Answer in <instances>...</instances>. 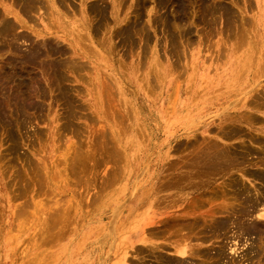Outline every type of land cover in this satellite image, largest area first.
<instances>
[{
  "label": "rangeland",
  "instance_id": "rangeland-1",
  "mask_svg": "<svg viewBox=\"0 0 264 264\" xmlns=\"http://www.w3.org/2000/svg\"><path fill=\"white\" fill-rule=\"evenodd\" d=\"M12 1L13 0H0V2L2 3V4H0V10L3 11L4 5L12 6L13 5L12 4ZM16 1L17 0H15V2L13 1V3L15 4ZM57 1L65 2V3H61V2H57ZM68 1L69 0H54L53 1L54 2V6H52L51 5V0H49V1L46 0V2H49L50 4L46 3L45 0H44L43 1L44 2V5H43V7L41 9H37L36 8V9L32 10V12H30L28 14H24V13L18 12V14L20 15L22 21L20 23H17V28H13L12 29V32H10V33H13V34L7 35V38H6V36H4V37H1L0 36V41L1 40H3V42L4 41H8L9 43L11 41H9L8 39H10V38L12 39L13 38V35L15 37H17V36H19L21 34L20 36L22 37V38L20 37L21 39H19V37H17L14 40L12 39L14 41V43L17 42V39L19 40L18 41V44L15 43V46L17 44L19 47L18 48H15V49H14V47L10 46V44H9V47H8V42H7L6 45H4L5 46L4 48H1V47H3V42L1 41V43H0L1 44L0 45L1 46L0 47V50L2 49L5 52V53L4 52H1L2 50L0 51V71L3 73V76H2V73L0 72L1 73L0 76H2L1 79H0V85L2 84V86L5 87V88H2V86H0V89H2L0 91L1 92H4V90H5V92H6V93L4 92L5 95L6 94L9 95L11 92L14 93L13 91H15V95L16 94L18 95L19 93H17L18 92L17 89L19 87L20 88H23V89H26L28 91H32V92L35 90V88L37 87V84L35 85L36 82H35V79L32 78V75L34 74V72H36L37 73L38 80L40 81L41 79H39V77H43V76H41V73H40V70H39L40 68L39 69L38 68L34 69V68L30 67V66L27 68L26 65L20 64V63H17V62L12 63L11 66H10V64H9L8 61H10L9 59H11V61H12V59L15 60V59L19 58V56H20L19 59H21V57L26 54L25 53V50H27L26 52H29L30 53L34 49V47H40L41 49H43L42 44L46 43L45 41H47V43H49V44L46 43L47 45H51L52 46V44H53L55 46L54 48L60 49V47L63 46L61 48V53L62 54H60V52H59L58 54L57 53L56 54H52V56H51V54L49 56H45L44 58L47 61H48V59H50L52 57L51 61L53 59L55 61L63 60V59H66V60L69 59L68 61H66V60H63L62 61L64 63H69L70 61L73 62L74 61V58H77V60L82 61V63L83 62H86L87 63V66H91L93 68L92 69L90 67V70H89L90 72H89L88 69L86 70L84 68V66L80 63L81 67L83 66L82 68H84V69L81 68L82 71L79 70L78 71L79 74H77L75 72V74H77V76H80V77H77L74 74V72L72 73V71H70L66 67L65 68L63 67V74L66 77V78L64 77V80H66L67 77H69L70 80L68 79L69 81L66 80V82H64V80H63L62 81L63 82L62 84L65 87L69 86V89L72 91V92L71 91L70 92L72 93V95H74V98L76 99V100L74 99L76 101V103H74L75 101L73 102L72 100H70V104L68 103V101H67V104H66L65 103V100L66 99L61 98L62 97L61 96V93L59 95L60 98H61V100H60L59 97H56L59 94L58 93L60 91L59 88L56 87V89L58 88V91L57 90H56L57 92L54 91V89H55L54 86L52 87L53 88L52 89L51 88L52 85L50 86L45 81V79L42 78V80L44 81V82H42V84L44 83V85L42 87L46 86V87H44V90L47 93H44V96L43 95L40 96V91L39 92H35L34 91L33 93L30 92L31 94H34L33 97H32L34 100L36 98L39 99V102L37 101L38 104L41 103L39 109H36L37 111H35V109H34L33 110V113L30 112V111H28L27 112L28 114L26 113L25 117H21V119H23L22 122L25 121V119H28V120H26L27 123L25 122V124L27 126H25V124L23 122L22 123V127L19 128V126L17 124L18 121L15 122V123H13L14 124L13 125V130H14V128H17V129H15V131L17 130L16 131L17 135L15 134V140L17 141L19 139L18 143L20 142V144H21V145H19L15 141L16 142V145L18 144L17 146L15 145L17 147V149H18V147H21L17 151L14 150L15 151V155L12 154L13 148H14V140L8 141L9 138L7 137L8 136L7 128L3 127V129H2L0 127V129H1L0 130V142L2 141L0 143V156L2 158L0 157V159L2 160V163H3V165L0 164V211H1L0 212V217H1L0 218V264H30V263L31 264H38V263L39 264H131L130 258L131 259H137L138 260L137 257L139 256L138 253L136 252L137 250H135L136 248H134V247L127 248L128 247V244H129V240H128V237L127 236L130 235V233H129V227L130 226L129 225H131V224H129L130 219H127L126 220V218H127L126 217V213L129 210L130 205L132 204V201H133V197H132L131 194H134L135 193V191H134L135 182H136V186H142L143 187L144 185H146V183H148L152 179V177H151V176H153L152 173L153 174L158 173L157 181L159 183L156 181V184H158V185L161 184L162 185V183H163L162 182L163 181L162 180L163 177H161V176H164L165 177L166 175H164V174H168L169 173L168 171H163L162 170L163 169L162 164L166 160L163 161L162 164H160L158 166V168H157V165L156 164L159 161H161L164 156H167L168 159H173L174 162L176 161V158L177 159H183V157L185 155H187L189 153V151H190V149H184L183 146H185L189 142H194V141L199 140V138H194L196 135H197L196 137H200V140L203 139V137L205 138V137L208 136L210 140L212 139V141H214V139H215V141H217L219 143L222 142L221 144H224L225 143V144L231 145L232 143L233 144L234 143H237V142L239 143L241 141L239 143L240 145H242L241 143L244 142L243 145H251V144H253V145L256 146V143H252L253 141L252 140H249V139H251L252 136L256 135V134H253V133H257V135H261L262 132L260 131V128H262V130H264V123L261 122L260 124L259 123H255L253 126H252L251 123H249V124H243L242 125V130H243L242 137L240 136V134H237V136L239 138L237 136H233L234 138H232V139L231 138L230 139H228V138H225L224 139V138H221V133H218V130L220 129V127H224V126L227 127L226 125L232 122L229 118H227L228 117L227 114H222L223 113L222 111H224L223 110L224 109V105H227L231 101L232 102L233 101H236L237 99H239V97L241 98V95L243 93L242 88H244V90H245V88L248 87L247 85H249L250 81L253 80V79H255V81H251V82H253V84H257L258 83L260 85L259 86V89H261L262 85H264V74H262L260 72V70H258V72H256L257 69H258V67L255 64L253 65V63H252L250 65L251 67L248 68V71H245L244 69H242L240 71V69L238 67H236L237 64H238V59L237 58H239L240 55L242 57V55L243 54H246V53L251 54V56H252L253 59H254V56L256 54V56H255V60L257 59L256 62L261 63V61L262 62L264 61V49H263L264 48V0H239V1H237V0L236 1L235 0H226V1L225 0H221L220 1L219 0V2H221V4L224 3V4L228 5V6H230L229 8L232 7V9H229L228 8L231 11V13H233V14H229V16H228L229 18L227 17L228 14L227 15L224 14L226 16H223L222 15V17H221V15L219 14V12L216 13L217 15L210 13V11L208 9V6L210 5L209 4L210 2H208V1H211L212 2V0H208V1H206V0H196V1L195 0H186L187 1L186 2L187 3V6H186V3H184L185 0H177V1L176 0H142L141 3L142 4L144 3L143 4L144 5V7H143L144 9L142 8L143 5H140V4L137 3V0H127V1L126 0H123V4L121 3L122 2L121 0H120L121 2H119V0H99L98 2L99 3L101 2L102 4H104V6H107V9H108V11L106 10V12H105L106 15L108 14V16H105L103 18H102L101 15L99 16L95 12H91L90 11L89 7L92 4L93 0H91V1L90 0H70L69 2ZM94 1H96V0H94ZM135 1H136L137 5H139V6H137V5L134 6V4H136ZM194 1H195V3H194ZM214 1H216V0H214ZM177 2H178V4H177ZM181 2L184 3L183 4L184 6L182 5ZM200 2H202V3H200ZM204 2H206L207 4L204 3ZM217 2H218V0H217ZM236 2L237 3L240 2L239 3L240 6ZM241 2H243V3H241ZM105 3H107V4H105ZM124 3L126 5V8L124 6H122V5H124ZM129 3H131V4H129ZM203 3L206 4L207 6L206 7H204L205 5L202 6ZM46 4H48V7H46ZM145 4H146V6H145ZM196 4H197L198 7L196 6ZM226 5H223V6L225 7ZM72 6H73V9H72ZM75 6L77 8H74ZM113 6H114V10H113ZM136 6L139 7V8H137ZM228 6H226V7H228ZM120 7H122V8H120ZM14 8L17 9L15 6H14ZM132 8L133 9L137 8V9H135V11L138 10L139 13L138 12L135 13V11ZM43 9H45V11H43ZM88 9H89V11H90L91 14L88 13ZM119 9H121V11ZM181 9H183L184 12ZM85 10H86V12H85ZM131 10H133V11H131ZM47 12H48V15H47ZM52 12H53L54 15L52 14ZM140 12H141V14H140ZM153 12H156V13H153ZM112 13L114 15H112ZM236 13H238L237 14L238 16L237 15L235 16ZM32 15H34V17ZM42 15H45V16L43 17ZM89 15H91V16H89ZM93 15L95 16L94 18L92 17ZM133 15L134 16H137L138 18L136 19V17H133ZM204 15H209V16L207 18ZM31 16H32V18H31ZM159 16H162V17H159ZM176 16H177V18H176ZM178 16H179V18H182L183 20H180L178 18ZM233 16L237 17L236 19H238V20H236L235 17H233ZM98 17H99L100 21H99ZM106 17L107 18L109 17V18L107 19ZM128 17H129V19H128ZM183 17H185V18H183ZM204 17L207 18V19L212 18L213 19L212 21H213V23L215 25H213V23L211 22V20H209V23H212V24H209L208 25L207 24L208 21L206 19L204 20ZM10 18L13 21H16L15 20V17L13 15H10ZM104 18H106V19H104ZM233 18L235 20H233ZM48 19H49V21H48ZM96 19H97L98 22L96 21ZM166 19H168V20H166ZM170 19H171V21H170ZM199 19H200V22H198ZM218 19H220V20H218ZM239 19L241 21H239ZM89 20H91V21H89ZM126 20H127L128 23L124 22ZM136 20H139L140 21L139 22L140 25H138V26H142V25H144L143 23L146 22V24H145V26H146L145 28L146 29H143L145 31V33H142V32L139 33L138 31L140 29L138 28L139 30L138 31L137 30L135 31L136 28H134V30L132 32V36L129 39H125L124 36H123V34L120 33L122 31V29H123V28H121V27H123L122 25L124 23H126V24L133 23L132 21L135 22ZM173 20H174V23L176 24V26L173 23ZM195 20H196V22H195ZM231 20H232V22L234 21L233 23H235V30L232 28L233 31L230 30V29H227L228 28L227 27L228 26V23H230L229 24L230 27L233 24V23H231ZM142 21H144V22H142ZM214 21L216 23L218 21V23H220V24L217 23L218 24L217 25ZM222 21L223 22L224 21H227V26H226V22L224 24ZM246 21H248L247 22L248 25H246L247 24V23H245ZM156 22H157L158 25L156 24ZM165 22H167V23H165ZM205 22H207V23H205ZM238 23H239V25H238ZM52 24L53 25H56V26H53ZM126 24H124V25H126ZM181 24L182 25L184 24L185 26L184 25L182 26ZM74 25L75 26L77 25V26L75 27ZM169 25H170V28L168 27ZM212 25H213V27H212ZM223 25H225L227 28L226 27L223 28ZM63 26L65 28H61ZM78 26H80V27H78ZM191 26H193V27H191ZM237 26H238V28H239V26H241V28H239V29H242L244 27L243 32L246 31V35L248 34L247 37H245V32H244V37H245L244 39L246 41L245 40L244 41H240L238 39L239 42H242L241 43V46L242 47L238 44L239 42L237 41V38L239 37V33L240 32H241L240 36L242 35V37H243V33H242L241 30L239 31V33L237 32V29H238ZM51 27H53V28H51ZM55 27H58V28H55ZM183 27H184V29L187 28L189 30H186V29L184 30V29H182ZM73 28H75V29H73ZM168 28L170 30H172L173 32H175L177 30H178V32H175L176 35L172 31H168L167 32V30H169ZM180 29H182V30H180ZM212 29H215V30H212ZM222 29H226L227 30L226 33L224 32V30L222 32ZM13 30H15V32H17L19 35H17V33H14ZM82 30H84V31H82ZM93 30H94V32L96 31V34L93 33V32H92L93 34L91 33V31H93ZM183 30H184V32H183ZM198 30L200 31V33L203 32L204 34L207 32L206 33V36H208V37L206 38V36H205L203 38V34L201 33L202 35H200V33L198 32ZM219 30H220V33H219ZM180 31H182V33H184V34L186 33L185 31H187V33H189L188 34L189 36H187V33H186L185 34L186 37H185V35L182 34ZM170 32H172V33H170ZM179 32L181 34H179ZM208 32L211 33L210 34V37L208 35L209 34ZM227 32H229L231 34H229ZM233 32L236 35L238 33V37H236V35H235V40H231L230 41V39H232V37L234 39V33ZM64 33L71 34L70 37H69V39L67 37L64 39L63 37L60 36L61 34H64ZM76 33L78 34V37H76ZM89 33H90L91 36L88 35ZM169 33L171 35H169ZM222 33H224V35ZM232 33H233V35H232ZM41 34H43V35H41ZM68 34H66L65 36H69ZM39 35H41V36H39ZM182 35L185 37V40L184 41L182 40V38L184 39V37H182ZM229 35L230 36L232 35L231 38L229 37ZM79 36L80 37L83 36V37L87 38L88 40H86V39L83 38V40H84V42H83V40H80L81 38H79ZM224 36H226L227 38L224 37ZM252 36H253V38H252ZM169 37H172L174 40L172 38L168 39ZM2 38H4V39H2ZM74 38H76V39H74ZM186 38L187 39L189 38L191 41L189 39L187 40ZM177 39H180L181 41L180 40H177ZM223 39H224V41H223ZM226 39H229V41H228V42H230L229 44L227 43V40ZM249 39H250V41H249ZM259 39H261V42H260ZM170 40H171V42H170ZM241 40H243V39H241ZM252 40L253 41L256 40V41L253 42ZM81 41L83 42L82 45H81ZM91 41L93 43H91ZM140 41H141V43L139 44ZM177 41H180V42H177ZM200 41H202V42H200ZM126 42L129 43L130 45L129 44H126ZM245 42H246V44H245ZM5 43L6 42H4V44ZM68 43H69V45H68ZM88 43L93 44V46L92 45H89ZM202 43H204V44H202ZM211 43L213 44V46L211 45ZM223 43H224V45L222 46ZM252 43H254L253 44L254 46L252 45ZM36 44H37V46H35ZM75 44H77V45H75ZM83 44L85 45L86 49L83 47L84 46ZM249 44H251V47H250ZM132 45L135 46V47H132ZM178 45L180 46V48H179ZM187 45H189V46H187ZM232 45L235 46V47H233ZM176 46H178V48ZM207 46L208 47H211V48H208ZM219 46H221V47H219ZM255 46H256V48H253L254 51H252L253 50L252 47H255ZM89 47H91V49L94 48L92 51L90 50L93 54L91 52L88 53V51L86 52L87 48H89ZM142 47H145V49H146V47L150 48V49L147 48V50H149V51H147V53H146L147 57H145V58L141 56L142 53L145 54L144 52H146V51L140 52V51H142ZM151 47H153V48H151ZM185 47H187V48L185 49ZM259 47H260L261 51H260ZM7 48H9L8 50H11V51L14 50L15 55L12 54L14 52L9 53L11 51H6ZM30 48H31V50H30ZM222 48L223 49L226 48L227 51L226 50H224V51H225V53H227V55H225L223 53L224 51H222L223 50ZM44 49H45V45H44ZM96 49H98V51ZM112 49H113V51H112ZM133 49H135V50L133 51ZM205 49H207V50H205ZM212 49H213V51H212ZM220 49H222V50L219 53L218 51ZM255 49H256V51H255ZM72 50H73V52H72ZM94 50L96 51L95 53H94ZM124 50H127L129 52V54H130L129 55L128 52L125 51L126 52V55L128 54L127 55V58L125 57L126 55L124 54L125 53ZM177 50H178V52H177ZM258 50H259V52H258ZM18 51L19 52L21 51V53H18ZM102 51H103V53H102ZM181 51H183V52L181 53ZM200 51H202V52H200ZM104 52L107 53V54H105ZM150 52H152V53H150ZM171 52H173V53L171 54ZM185 52H186V54H185ZM22 53H25V54H22ZM159 53L161 54L160 56H159ZM59 54H60V56H59ZM220 54L222 55V58H221V56H219ZM223 54L225 55V58L224 59H223ZM10 55H11V57L12 56L13 57L15 56V57L14 58H11V57H9ZM92 55H94V56H92ZM151 55H152V57H151ZM16 56H17V58H16ZM208 56H209V59H207ZM7 57H9V58L6 59ZM141 57L144 58V60L141 59ZM155 57H156V59H155ZM213 57H215V58L217 57V58H221V59L218 60L217 58L214 59ZM124 58L127 59V60L124 61ZM140 59L144 61L143 62L144 64L141 62ZM171 59H173V60H171ZM98 60H100V61H98ZM215 60H216V62H215ZM119 61L122 62V63H120ZM128 61L130 63H128ZM173 61H175L174 62L175 63L174 66L172 64ZM125 62H127L128 64L125 63ZM15 63H17V65H13ZM75 63H77V62H75ZM123 63H125V64H127V66L128 65L129 66L127 67ZM140 63L143 64V67H142V65ZM176 63H177V68H176ZM78 64H79V62H78ZM120 64H122V66H124V67H122ZM18 65H23V66H19L20 68L23 67V69H18ZM152 65H153V67H152ZM160 65H161V67H160ZM24 66L27 69L24 68ZM87 66H85V67H87ZM171 66H172V68H171ZM130 67H131V69H130ZM195 67H196V69H195ZM87 68H89V67H87ZM151 68L154 69V71H152V76H151V72H149V71L153 70ZM24 69H25V71H23ZM30 69L33 72L30 71L31 74L30 73L27 74V72H29ZM66 69H67V71H66ZM254 69H255V71H254ZM17 70L18 71L20 70V71L19 72H15ZM155 70H157V72ZM113 71H114V73H113ZM141 71H142V73H141ZM242 72L245 73V74H243ZM251 72H253V73H251ZM19 73H20V75L22 73H24L23 75H21L22 78L20 77ZM140 73L142 74L141 75L142 77L140 76V79L141 80L139 79V76H138ZM259 73H261V74H259ZM38 74L40 76H38ZM115 74H118V76H120V78L117 75H115ZM157 74L160 75V76H158ZM241 74H243V75H241ZM4 75H6V76H4ZM71 75H72V77H71ZM83 75L86 76V77L84 76V79L86 81L83 80V78L80 79L81 76H83ZM105 75L107 76L106 78H108L109 81H107V79H105ZM8 76H12V77L14 76V77L12 79V77H8ZM89 76H90V78H88ZM111 76L115 80L112 79ZM74 77H76V78L73 79ZM152 77H153V79L155 77V79L153 80ZM193 77H195V78H193ZM259 77L260 78H263V79L260 80ZM3 78H4V80H3ZM15 78H17V79L21 78V79L19 81V80L15 79ZM28 78H30L31 81L33 79L34 82H31L30 79H28ZM71 78H72L73 81L71 80ZM86 78L89 79L88 82H90V83H88V84L85 83L88 80ZM231 79H233V80L231 81ZM16 80L18 81V83H23V81H26V82H24L25 84L23 83V85L22 84L19 85L18 83H16L17 82ZM152 80H153V82H152ZM257 80H258V82H257ZM103 81H105L106 84H108V88H107L106 84H104L105 82L103 83ZM137 81H138V83H137ZM154 81H156V83ZM101 82L103 83L104 86H106V88H107L106 90L105 89H102L103 85H102ZM124 82H126V84ZM150 82L153 84L154 88H152V86L150 88V84H149ZM3 83H4V85H3ZM142 83H144V84H142ZM154 83H155V85H154ZM237 83H240V84H237ZM123 84H125L127 87L125 85H123ZM161 84H163V85L161 86ZM5 85L6 86L7 85H10V86H7L6 87ZM14 85H16L18 87H15ZM158 85H159V87H158ZM201 85H203V86H201ZM31 86L32 87L34 86V88L32 89ZM228 86H230V87H228ZM29 87H31L30 90L27 89ZM94 87H95V89H94ZM249 87H251V85ZM13 88H15V89L17 88V89L15 90ZM20 88L18 90H21ZM45 88H47V89H45ZM72 88L73 89L75 88V89L73 90ZM85 88H87L86 91H84ZM112 88H115V89H112ZM65 89L67 90L68 87L65 88ZM69 89L67 91H69ZM78 89H80V90L78 91ZM144 89L145 90L147 89V90L145 91ZM198 89L199 90L201 89V90L199 91ZM102 90L104 92L105 91L106 92L105 93H102L103 92ZM107 90H108V92H109V90H111V91L108 94H106L107 93ZM175 90H176V93H174ZM215 90H218V91H215ZM7 91H11V92L8 94ZM112 91H113V94H112ZM70 92H68L67 94L70 95L71 94ZM116 92L118 93L117 95H116ZM12 93L9 96L13 95ZM36 93L37 94L39 93L38 96H36L37 95ZM85 93H87V94H85ZM213 93H215V94H213ZM55 94H57V95H55ZM45 95H46L47 98H45ZM52 95H55V97H53ZM210 95H212V96H210ZM39 96L40 97H43L44 101ZM175 96H176V98H175ZM109 97H111V98H109ZM104 98L105 99L107 98V99L105 100ZM219 98H220V102H222V103H219L218 102V103L215 104V103L212 102L213 100H218ZM234 98L235 99L237 98V99L235 100ZM0 99H1V97H0ZM38 99H36V100H38ZM54 99H55V101H54ZM71 99H73V96H72ZM63 100H64V102H62ZM104 100L107 103L109 102L111 104V106H109L110 104L103 103V102H105ZM126 100L127 101L129 100L128 102L131 103L133 106L131 104H129ZM138 100H140V101H138ZM58 101H61V103L58 102ZM111 101H113V103L116 101L119 105L118 104H115V103H114L115 104L114 105L113 103H111ZM71 102H73L74 104H71ZM82 102H83L84 105H82ZM85 102H87V103H85ZM52 104H54V105H52ZM60 104H62V105H60ZM64 104L67 105V107L72 108L71 110H70V108H68V110L70 111L69 113H71V111L73 110V111H75V112H73V114L74 113H76V114L77 113H79V114L81 113V114L84 115V113H91L93 111L90 114V117H91V115L92 116L94 115L95 117L93 116V118L91 119L90 117H88L89 114L88 115L85 114L82 118H81V115L79 116V114H78V117L79 118L78 117L76 118V115L75 114H74L75 117H72V116H74L72 114L70 115L72 118L71 117H68L69 116L68 115V110H67V107L65 108V105ZM78 104H80V106ZM85 104H86V106H85ZM104 104L108 106V107H105V109L108 108L107 109L108 112H107V110H105L103 108L105 106ZM112 105H113V108H115V106L116 107L120 106V108H121V110L123 112H119V110L117 108L113 110L112 109ZM121 105H123V107L125 108V110L123 109V107H121ZM80 107H81V109H79ZM142 107H146V108H142ZM51 109H53V110L51 111ZM57 109L59 110V114H58V112H56ZM84 109H86V111ZM66 110H67V113L64 114V111H66ZM112 110L113 111L118 110L119 113L116 111V117L114 116L115 113L113 114V111ZM127 110H128V113H127ZM242 110H244V109H242ZM248 110L249 111H247V112H252L256 116L258 115V118H259V116H261L260 117V120L261 121L262 120L264 121V119H263L264 118V106L260 110H257V109L256 110H254V109H248ZM42 112H43V114H42ZM129 112H130V115L131 116L130 115L128 116ZM220 112H222V113L219 114ZM44 113H46V114H44ZM62 113L64 114V116L67 115L68 118H71L70 120L73 119V123L76 122L77 125L75 124L76 126L74 127L73 126V123L70 120L68 122L67 121L65 122V119H67V118L63 119L64 118L63 116H61L62 118H59L60 117L59 115L60 114L62 115ZM37 114H38V116L36 117ZM41 114H42V116H45V117L43 118L41 116ZM124 114L128 118H126V116ZM30 115H31V117H30ZM32 115H35V116H33L35 118L34 120L32 118ZM107 115H109V117H111V118L107 117ZM121 115L124 116L126 118V120H122L124 118ZM27 116H29V117L27 118ZM39 116H41V117H39ZM86 117H88V118L86 119ZM119 117H122V119H119ZM129 117L130 118L132 117V118L130 119ZM30 118H32V119H30ZM42 119H44V120H42ZM39 120H40V122H39ZM118 120H120L121 123H119ZM28 121L30 123H28ZM20 122L21 121H19V125L21 124ZM92 122H93V124H91ZM62 123H66L65 126ZM67 123H69L70 125L72 124V127H74V129H72L73 131L69 130V128H68L69 133H67L68 131L66 129V125H68ZM86 123L88 125H86ZM99 123H103L101 125H103L102 127H105L106 128L107 131L105 130V128H104V130L106 131L105 133L107 135L103 132L104 130L102 131L103 128H100L101 130L98 129L99 126L96 128V125H100ZM122 123H123V126L125 124V127H122ZM112 124H113V126H110ZM58 125H59V128L61 127V129H62V130L61 129L59 130L60 132L59 131L56 132L57 131L56 128L58 129ZM94 125H95V128H94ZM101 125H100V127H101ZM106 125L107 126H110V127L108 128V127H106ZM23 126L25 128H23ZM90 126H91V129L94 130V131H92L89 128ZM82 127L87 128V130H84L85 128H82ZM247 127H248V129H247ZM249 127H251V128H249ZM63 128H65V129L63 130ZM75 128H76V131H74ZM95 129H98V130L102 131L104 133V134L103 133L102 134L103 135H106L107 139L106 138L105 139H106V141L108 140V144H109V142H112V140H113V142H116V141H118L120 139V140H122V142L124 143L125 146L127 145L126 146L127 147V151L131 147V145H132V147H133V152L132 153L135 154L138 151L136 154L141 159V162L139 164L140 166L137 167L138 165H136V163L134 162V164H135L133 166L134 169H135L134 170L133 167H132V165H131V161H130V158H132L133 155H130L129 157H127V154H126L125 158H122L121 167L123 166V163H124L123 162V159H125V163L128 162V165L129 166H124L125 168H123V170H122L121 167H120V170H119V167H118V170L119 171H117L114 174L113 173L110 174L109 171H108V169H107V167H110V168H113L114 169V167H115V163H114L115 162V159L113 161V158H112L113 155H112L110 161L108 160L107 162L103 163V161H101V160L104 159V156L105 155H104V153L102 155L101 152L99 153L100 156H98V158H100V157H102V158L100 160H98V161L95 159V156L98 155V154H96L97 151H102L100 149V148H102L101 145H103V141L102 140H105L103 138L104 136H102V139L101 138H98V136H96L98 130L96 131ZM125 129H126V131H125ZM194 129H196V130H194ZM252 129H253V131L254 130L255 131L253 132ZM29 130H31V132ZM35 130H37V131L39 130L38 133ZM110 130L112 131V134H111V131ZM120 130H122V131H120ZM142 130H143V132H142ZM248 130L251 131V134H250V132ZM61 131H64V132H61ZM85 131H87V132L85 133ZM88 131H90V134L91 133L92 134L90 135ZM95 131H96V133H95ZM108 131L110 133H108ZM117 131L118 132L120 131V132L118 133ZM244 131L245 132H248V134L247 133H246L247 135L244 134ZM53 132H55V133H53ZM77 132L79 134L81 132L83 135H85L86 138L85 137L83 138V135L80 134V135H82V136H80ZM121 132H122V135L123 136L121 135ZM39 133L41 135H39ZM58 133L59 134L61 133L59 135V136H61V139H62L61 141L59 139L60 137L58 136ZM62 133L65 134V137L66 138H64V137L62 138ZM94 133H95V136L97 138L94 137ZM137 133L138 134L140 133L139 135H141V136H139ZM142 133H144V134L142 135ZM18 134H20V135H18ZM43 134H45V135H43ZM74 134H76V135L78 134L80 136V138H81L80 139L81 141H83V139H85V148H86L87 151L85 149L82 150V148H84V144H83L84 142L82 143L83 144L82 145L81 144V141L79 139H77L79 137L76 136V135H74ZM102 134H99V137ZM108 135H110L111 138L112 137H115L117 140L115 141V138H112L109 141L108 138L110 136L108 137ZM248 135H250V136H248ZM144 136H145V138H143ZM261 136L264 137V133ZM30 137L32 138L31 141H30ZM57 137H59V138H57ZM5 138L6 139L8 138L7 142H6ZM94 138L96 140H98V141L94 140ZM240 138H241V140H240ZM55 139H57V141H55ZM76 139H77V141L79 140L80 145H82V146H79L78 145L79 143H77L78 146H76V142H77ZM90 139H92L93 141L90 140ZM209 139H207V140H209ZM88 140L91 141V142H88ZM131 140H132V142L130 143ZM142 140L144 141L143 142L144 145L141 142ZM72 141H74L75 144ZM248 141H249V143H247ZM60 142H62V144L65 145V146H63L64 148L62 147V144H60ZM113 142L111 144L112 146L114 145ZM94 143H99V144H94ZM181 143H182V147H180V148H182V152L184 151L183 153L181 152V149H180V151L178 150L179 149V145L181 146ZM9 144H12V146L9 145ZM28 144H29V146H28ZM39 144H40V146H39ZM67 144L70 145L69 147H72V146L73 147L72 148H69V147H67ZM89 144H91L92 146L89 145ZM93 144L95 145V147H94ZM7 145H9L8 147L11 146L12 149L11 148H8ZM33 145L34 146L38 145L39 146L38 147L39 148V151H36V149H38V148H35ZM41 145H43V146H41ZM111 145H109V146H111ZM59 146L61 147L60 149H59ZM74 146H76V148H74ZM98 146H99V149L100 150L98 149ZM174 146L177 147L178 149L177 148H174ZM79 147H81V148H79ZM6 148H7V151L5 150ZM41 148H42V151H41ZM92 148L94 149V151L92 150ZM95 148H97L98 150L95 149ZM141 148H143V149H141ZM1 149H3L2 150L3 156L1 155V153H2L1 152ZM69 149L70 150L71 149H74V150L77 149V152H78V150L80 152L82 150V151H84V153L81 152L80 155H86V154L89 155V157L85 160L88 163H86L84 161L86 163V164H84V166L87 165L86 168H88V166L89 167H92L91 170H90V168L88 169V170L91 171L90 172L91 174H93L92 173V170L94 172V169L96 170L97 167H98L99 170L97 169L96 170L97 173H96V171L94 173L95 174H98V171H99V174H98L99 180L96 177L97 175H95L94 177H96V178H94L87 170L86 171H87V173H89V175H87V173H84V172H86L85 169H84L85 167L83 168L82 171H79L80 169L77 170L76 173L69 172V170L67 169L69 167L68 166L69 162H67V160L69 159L68 161H70L71 160L72 153L73 152L74 153L76 152L74 150H72V152H71V151H69ZM166 149H169V150H166ZM171 149L172 150L175 149V150H173V151H175V152H173L174 155L170 152V151H172ZM19 150L20 151L22 150L23 152L22 151L20 152ZM89 150H91V152ZM95 150H97V151H95ZM110 150H112V147H111ZM10 151H11V153H10ZM4 152H6V153L9 152V153H7V155H5ZM65 152H67V153H65ZM68 152H70L71 155ZM63 153H64V155H63ZM90 153H92V154L90 155ZM262 153L260 155H263L264 156V151ZM26 154L28 156H26ZM66 154L67 155L69 154L68 157H67ZM16 155L22 156L21 158H23V156L25 158L27 157L26 159H28V160H29V158L32 159L34 157L35 160H36V162L38 161L37 164L39 165L41 163V165H39V166L36 165L35 164L36 162L34 161L35 162V163L33 162L35 164V166H34L33 163H32V165L30 164V162L33 161V160H30V161L27 160V161H25V160L22 159L24 161V163H26L25 164L26 166L28 164L30 165V166H27V167H29V169L27 171V167H25V165L23 166L22 160H20L21 158L20 157H17ZM92 155H94V157ZM182 155H183V157H180ZM252 155H254V157L249 154V156H247V158H246L248 160L245 159L246 160L245 162L247 163L246 164L244 162V165L245 166L243 164H240V165L235 166L234 167V170L232 169L233 171L230 170V171H228L225 174H223V173L220 174V175L218 174L221 178L218 175H217L218 177L216 178L215 177L216 175H215L213 177L214 180L212 179L213 181L210 182L208 186L203 187V188H200L199 190H195V188H193L194 186L193 187L192 186H188V188H186L185 191L186 192H196V194L197 193L199 194L198 196H201L202 194H204L203 195V198L207 202L206 203L207 205L205 206V209H208L211 205L217 206L218 203H220V204H222L224 202H226V203L227 202L233 203L235 201L234 200H231V198L233 196V190L234 189L232 187H230V185L228 186V184L230 182L229 181H226V182H229V183H226L224 179L227 180V178H228V180H230V179H232L231 177H233V175H234V177L236 175L235 178H237V177H238L237 179L240 178L241 181L240 180L239 181L241 183H244V182L246 183V185L248 187V190L250 191V194L249 195L250 196H253L252 198L255 199L256 198V195L258 196V191L257 190H260V189H262L261 191L264 190V184L259 179H255L253 177H249V176L245 175L244 174L245 173L244 170H246V171H251L252 170L253 171L256 168L254 171H256V170L259 171V169H261L262 167H263L262 170H264V165H263L264 163L262 164V162L260 161V158H258V157H260V155H256V154H252ZM10 156L11 157L12 156H15L16 158L15 157H14L15 159L14 158H9ZM58 156L59 157L60 156L62 157L61 160H60L61 162L64 161L63 163L60 162L62 165L61 164H58L59 163V160L57 159V158H59ZM159 156H160L161 159L159 158ZM255 156H258V157H255ZM113 157L115 158V156H113ZM96 158H97V156H96ZM3 159L4 160L7 159V160L3 161ZM249 159H251V160L249 161ZM177 161H180V160H177ZM251 161H253V162H251ZM27 162H29V163H27ZM147 162L149 164H152L151 170H149V171H148V169L150 167L147 166ZM0 163H1V161H0ZM44 163H46V164H44ZM66 163H68V164H66ZM91 163H93L92 166H90ZM109 163H110V165H109ZM256 163H257L258 166L256 165ZM6 164H8V165H6ZM11 164H13V165H11ZM53 164H54V166H53ZM1 165H2V167H1ZM105 165H106V168H105ZM144 165L146 167H148V168H146ZM180 165H181V162H180ZM246 165L247 166L250 165V166L247 167ZM9 166L10 167L14 166L15 170L13 168H10ZM32 166H33V168H35L37 166L33 170H36L37 168L39 169V167H40V169L42 168L44 171L43 170H40V169L39 170L37 169L36 172L39 171L38 173L41 174L42 171H43V173H45L46 175L44 174V176H43V173H42L41 174L42 176H39L38 174H36L35 171L33 173L30 172V171H33V170H30V169H32ZM240 166H242V167H240ZM8 167L11 169L10 170L11 172L8 169L9 174L7 173V170H6ZM16 167L17 168L18 167H22L21 168L23 170L22 172H25L26 173V174H24V173L21 172L23 175H26V177L24 179L22 177V180H24L23 182L21 181V176H23V175L20 174L18 171H16V169H17ZM50 167H51V169H50ZM64 167L65 168L67 167L66 169L68 171L66 169H64ZM80 167L82 169L83 166H80ZM127 167H132V169L135 171L130 176H128L129 175V172L127 170ZM136 167H137V169H136ZM160 167H161V169H160ZM45 168H47V169H45ZM100 168H101V172H100ZM141 168H143V169H141ZM21 169H18V170L21 171ZM113 169L110 170V172L113 171ZM242 169H244V170H242ZM53 170L56 171L57 173H59V175L57 176L56 173L54 174V171ZM121 170H122V172H121ZM141 170L144 172L145 175L143 176V174H142V178L140 179L139 178L140 177V174L143 173ZM241 170L244 173H242ZM4 171L7 173V176H6L5 173H4L5 175L3 174ZM52 171H53V173H51ZM104 171L107 174V176H105V178L106 177L111 178V176H113V178H114V176L116 175V177H119V179L116 180V178H114V180H113V178H111V181L113 180L115 182L109 181L108 178H106V180L104 179L105 181L111 182L110 186L107 187L106 185H108L109 182H106V183H108V184H106V183H103L104 180H101L102 179L101 176L106 175L104 173ZM13 173H15L17 176L15 175V177H14ZM31 173L33 175H31ZM53 174H54V177L57 176L58 178L56 177V179H55L53 177L51 179V176H53ZM82 174L85 175V176L82 177L81 176ZM109 174H110V176H109ZM18 175L20 177V179H19L20 181L18 180ZM75 175H76V177L77 176L82 177L83 180L84 179L86 180V178H84V177H86V175H87V178L88 179L86 181H84V183L81 182L83 185L85 183L86 184L83 186L79 182L80 180H78V178H73V176L75 177ZM138 175H139V177H138ZM35 176L37 178L40 177V179H43V181L42 182H39L40 181L39 178L36 179ZM90 176H92L94 178L93 180H94L95 183L98 180L99 181L98 184L101 183L102 185H104V187H105L104 189H102L101 186L98 187L99 185L97 186L98 188H101L103 191L99 190L98 188H96V189L94 188L95 189L94 190L93 187L89 185L90 184V180H92V178H89ZM44 177H45V179H44ZM160 177H161V181L159 179ZM222 177L224 179H222ZM11 178H14V179H12V182L9 181L11 183L10 184L7 181L9 179H11ZM68 178H70V179H68ZM82 178H81V181H83ZM145 178H147L148 180L145 179ZM25 179H28L27 180L28 182L31 181L33 183V185H32L31 182L29 183V184H31V186L28 185V183H26ZM76 179H77L78 184L79 185L81 184L84 187V190H83V187H81V185L78 186V184L76 182ZM61 180H63V181L65 180V181L64 182L63 181L61 182ZM142 181H144V182L142 183ZM6 182H7V186H6ZM43 182H44L45 185H43ZM59 182H61V183H59ZM19 183H21L22 185L19 184ZM17 184L18 185H21L22 188H23V190H24V187H25V190L23 191L24 193H22V191L20 190V189H22L21 186H19L20 189L19 188L18 189H15V187H17ZM92 184L94 185V187H96V185H97V184L95 185L93 182H92ZM222 184H223V186L224 185L225 186L223 187ZM8 185L9 186L11 185L12 187H8ZM35 185H37V186H35ZM88 185H89V187H88ZM218 186H221L223 188H218ZM26 187H28L27 188V190L29 189L28 191L26 190ZM38 187L41 188V189H39ZM78 187H79V189H78ZM80 187H81V191L82 192L80 191ZM68 188H69L70 191L68 190ZM91 188L93 189L94 194H95V191L99 193V194L97 193L99 195V197H98L97 194H95L97 196L94 197V198L97 199V200L98 199L100 200V196H101V200L100 201L99 200L98 201L96 200L97 202H95L94 201L95 199H93V200L92 199H89L90 197L92 198L93 196H95L94 194H92L93 191H92ZM8 189L9 190L11 189V192ZM35 189L37 191L38 190L39 191L41 190L40 191L41 192V195L39 194L40 192L35 191ZM88 189L91 190V191H89ZM224 189L228 192V196H224V198L226 200L222 197L223 195H220V193ZM77 190L80 191L79 192L80 194L81 193H85V194H83L84 197L78 195L79 193L76 194L77 197L78 196L82 197L81 198L82 201L80 200V197L79 198L75 197V191H77ZM20 191H21V193H19V194H23L24 196L17 194ZM100 191L102 193H100ZM132 191H134V192L132 193ZM212 191L213 192L214 191H218L220 197H218L219 199L218 198H215L214 199V203L213 204H210V201L208 200V197L211 196ZM251 191H252V193H251ZM36 192H37L36 195L39 196V198L34 194ZM48 192L50 194L54 193L53 194L54 197L57 195L56 197H58V198H61L62 197L61 199H64V200H61V199L56 198V200L58 199L60 201V202H58L59 204L62 203L61 201H65V202H63V205L61 204L63 206L62 209L66 210V208L67 209L69 208V210L71 212V217H72V219L70 221L72 222V220H73L74 223H72L73 225H69L70 223L68 224L72 230L69 229V227H68V229H67V231L65 233V234H67V236L64 234L65 236L64 235H61V236L58 237L57 240H55L53 242L44 243L43 242L44 239L42 240L39 237V235H38L39 234L38 232H40V230H38V229H41L39 227H40L41 223H43V221H44V219H42V217H41V210H42V214H44V212L47 211V210H45L46 209L45 207L48 208V206L45 205V207H44L43 204H42V206H41V204L38 205L37 203H39V202L33 204V201L34 200H37V199L40 200L41 198L44 199L43 196H46V194H48ZM11 193L13 195L15 194L13 196V198H12V194ZM25 193H26V195H25ZM66 193L69 194V195H67ZM88 193H89V198H88ZM105 193L107 194V196H106ZM166 193H171L172 194V193H175V190H169V191L164 192V194H166ZM255 193H256V195H255ZM263 193H264V191H263ZM50 194H48L46 197L50 196ZM90 194H92V196H90ZM16 195L19 196V198H18L19 200L17 199V196ZM102 195L104 196V198H103ZM230 195H231V197H230ZM15 196H16V199H15ZM21 196L24 199L23 198H20ZM34 196H36V197L34 198ZM108 196L110 198H108ZM226 197L227 198L229 197L228 198L229 200H227ZM29 198L31 200H29ZM125 199H126V201H125ZM27 200H29L28 202H30V201L32 202L31 203L32 204L31 206L27 202ZM89 200H90V205H92V201L94 202V204L96 203L95 205H93L92 208H91V206L88 208V206H89ZM52 201H51V204H52ZM70 202H71V204H69ZM24 203L27 206V208L24 207L25 210L23 209V204ZM46 203L49 204L50 202H46ZM58 203L57 204H52V205L49 204V205L50 206H53V205L55 206V205H59ZM68 204H69V207H68ZM82 204H83V206H82ZM35 205L38 208L37 207H34ZM86 206H87L88 209L86 208V210H84V208ZM122 206H123V208H125L124 210L126 212L124 214H122L121 216H119V214H118L119 212H118L117 209L120 208V207H122ZM28 207H30V208H28ZM70 207H71V209H70ZM76 207H78V208H76ZM255 209L256 210L258 209L257 212L262 209V205L259 204L258 201L255 204ZM141 210L142 209L140 208L139 211H141ZM21 211H23V213ZM160 211L161 210H159L158 212H160ZM254 211H253L254 214L252 213L253 215L251 214V215L245 216L244 219H242V221L244 220L243 222H245L248 225V223L250 224L252 222H255L256 220H261V221H263V225L262 226H264V218H258L257 217V214L258 213H255L256 211L255 212ZM33 212H34V214H33ZM39 213H40V215H39ZM86 214L88 215V217H87ZM83 216H84V218H83ZM158 216H160V214H158L156 217H158ZM35 217H36V220H35ZM40 220L42 222H39L40 223L39 224L38 221H40ZM26 222L27 223L29 222L28 223L29 225H27ZM80 222L83 224V226L81 225ZM30 223H32V224L30 225ZM24 224L26 225V227H25ZM162 225H163L162 223H160V224L158 223L157 225H155L154 226L155 231H163V230H165L164 225L163 226ZM126 226H128L127 229H126ZM79 227H81L82 229L79 228ZM20 229H21V231H20ZM262 229H264V227H262ZM262 229L260 231L261 234H262V232H264V230L262 231ZM109 230H111V231H109ZM226 230H227V232H225ZM36 231H38L37 234H34V233H36ZM223 231L219 233V236L217 235L218 238H216V236H215V237H212L211 239L207 240L206 242H202L200 240L197 241V239H194L193 242L194 243H202L203 246L208 247V251H210V253L212 252L213 257H216V254L214 255L213 254L214 251H212V250H215V252L221 250L222 251V255H221L220 261L222 263H224V264H259V263L261 264L262 260H263V264H264V250H263L264 249V247H263L264 246V241H263V239H264V233L260 237H259V235H260L259 234V231H258V233L256 235L255 234L253 235L252 233H249V235L244 233L242 236L240 234L237 236L236 233H239V232H238L237 227L235 229V225H230L228 227V229L226 228ZM147 233H148V230H147ZM114 234H115V236H114ZM35 235H37L38 237H36ZM159 237L158 238L154 237L153 240L155 242H157V243H160V244H164V243H165V245L168 244V240H166L162 236H159ZM260 238L261 239L263 238L261 240V242L263 241L262 242L263 244L262 243L260 244V242H259ZM235 243H237V244H235ZM258 243L260 245H263V246H260ZM135 244H137V243H135ZM251 244L254 246V250L257 249L256 250L257 252H258V250L261 251V252H258V254L256 253L257 256H256V254H254L253 256L251 255V252L250 251L252 250L251 247H253ZM167 249L161 250V248H159L158 250L163 251V253L166 252L167 255L170 254V253H173V250L171 248L167 247ZM22 251H23V254H22ZM43 251H45V252H43ZM134 251L136 253H134ZM42 253L43 254L45 253V259L44 260L39 258V255L42 254ZM261 254H263V255H261ZM142 255H143V253H142ZM251 256H252V258L256 256L257 259L258 258L259 259L257 260L256 258H253L254 261L256 259V261L254 262L251 259ZM248 257H249V259H248ZM199 259H201V258H199V257H196L195 258L194 257L193 260H194V262H197L196 264H199V262L201 261ZM260 259H262V260H260ZM209 260L211 261V259H209ZM251 260H252V262H251ZM33 261H34V263H32Z\"/></svg>",
  "mask_w": 264,
  "mask_h": 264
},
{
  "label": "bare ground",
  "instance_id": "bare-ground-1",
  "mask_svg": "<svg viewBox=\"0 0 264 264\" xmlns=\"http://www.w3.org/2000/svg\"><path fill=\"white\" fill-rule=\"evenodd\" d=\"M14 2H15V0H13ZM13 1H12V6H8V5H4V9H3V11H1L0 10V36L1 37H4V36H6V38H7V35H9V34H13V33H10V32H12V29L13 28H17V23H20L21 21H22V19H21V17H20V15L18 14V12H20V13H24V14H28V13H30V12H32V10H34V9H41L42 7H43V5H44V0H17L16 1V3L14 4L13 3ZM49 1V0H48ZM54 0H51V5L52 6H54V2H53ZM70 1V0H69ZM68 1V2H69ZM91 1V0H90ZM99 0H96V1H94L93 0V2H92V4L90 5V7H89V9H90V11L91 12H95L96 14H98L99 16L101 15L102 16V18L103 17H105V16H108V14L106 15V10L108 11V9H107V6H104V4H102L101 2L99 3L98 2ZM122 1V2H121ZM119 0V2H121L122 4H123V0ZM127 1V0H126ZM125 1V2H126ZM177 1V0H176ZM196 1V0H195ZM195 1H194V3H195ZM206 1H208V0H206ZM221 1V0H220ZM226 1V0H225ZM236 1V0H235ZM237 1H239V0H237ZM9 2V1H8ZM45 2H46V0H45ZM57 2H61V1H57ZM89 2V1H88ZM103 2V1H102ZM142 0H137V3L138 4H140V5H143L142 3ZM175 2V1H174ZM179 2V1H178ZM178 2H177V4H178ZM183 2V1H182ZM181 2V3H182ZM187 1L185 0V2L184 3H186ZM192 2V1H191ZM198 2V1H197ZM208 2H210L209 4V6H208V9H209V11H210V13L211 14H216V13H218L219 12V14L221 15V17H222V15L223 16H226L227 14V17L229 16V14H233V13H231V11L229 10V9H232V7L231 8H229L230 6H228V5H226V4H224V3H222L221 4V2H219V0H218V2H217V0L216 1H214V0H212V2L211 1H208ZM247 2V1H246ZM46 3H48V4H50L49 2H46ZM61 3H65V2H61ZM91 3V2H90ZM89 3V4H90ZM135 3H136V1H135ZM137 3L136 4H134V6L135 5H137ZM180 3V4H181ZM184 3H182V5L184 4ZM193 3V4H194ZM200 3H202V2H200ZM204 3H206V2H204ZM202 4V6H204V7H206L207 5V3L206 4ZM237 3V2H236ZM240 3V2H239ZM239 3H237L239 6H240V4ZM241 3H243V2H241ZM0 4H2L1 2H0ZM48 4H46V7H48ZM56 4V3H55ZM73 4V3H72ZM105 4H107V3H105ZM120 4V3H119ZM129 4H131V3H129ZM250 4V3H249ZM58 5V4H57ZM84 5V4H83ZM88 5V4H87ZM149 5V4H148ZM163 5V4H162ZM181 5V6H182ZM223 5H226V6H228V7H224ZM251 5V4H250ZM2 6V5H1ZM14 6L17 8V9H15L14 8ZM60 6V5H59ZM89 6V5H88ZM109 6V5H108ZM121 6V5H120ZM122 6H124L125 8H126V5H125V3H124V5H122ZM137 6H139V5H137ZM136 6V7H137ZM145 6H146V4H145ZM160 6V5H159ZM178 6V5H177ZM184 6V5H183ZM186 6H187V3H186ZM196 6H197V4H196ZM45 7V6H44ZM45 7V8H46ZM123 7V8H124ZM144 7V5L142 6V8ZM189 7V6H188ZM198 7V6H197ZM203 7V8H204ZM234 7V6H233ZM74 8H77L76 6L74 7ZM120 8H122V7H120ZM129 8V7H128ZM127 8V9H128ZM131 8V7H130ZM134 8V7H133ZM132 8V9H133ZM137 8H139V7H137ZM137 8H135V9H137ZM159 8V7H158ZM179 8V7H178ZM196 8V7H195ZM200 8V7H199ZM202 8V7H201ZM229 8V9H228ZM242 8V7H241ZM255 8V7H254ZM47 9V8H46ZM58 9V8H57ZM72 9H73V6H72ZM81 9V8H80ZM89 9H88V13L89 14H91L90 13V11H89ZM135 9H133L134 11H135ZM141 9V8H140ZM144 9V8H143ZM113 10H114V6H113ZM120 11H121V9H119ZM133 10H131V11H133ZM151 10V9H150ZM182 11H183V9H181ZM180 10V11H181ZM185 10V9H184ZM187 10V9H186ZM244 10V9H243ZM43 11H45V9H43ZM48 11V10H47ZM59 11V10H58ZM73 11V10H72ZM119 11V12H120ZM142 11V10H141ZM181 11V12H182ZM74 12V11H73ZM85 12H86V10H85ZM114 12V11H113ZM136 12H138V10H136L135 11V13ZM173 12V11H172ZM184 12V11H183ZM78 13V12H77ZM109 13V12H108ZM115 13V12H114ZM122 13V12H121ZM139 13V12H138ZM137 13V14H138ZM153 13H156V12H153ZM186 13V12H185ZM184 13V14H185ZM50 14V13H49ZM52 14H53V12H52ZM61 14V13H60ZM79 14V13H78ZM118 14V13H117ZM116 14V15H117ZM120 14V13H119ZM126 14V13H125ZM136 14V15H137ZM140 14H141V12H140ZM183 14V15H184ZM187 14V13H186ZM190 14V13H189ZM196 14V13H195ZM224 14H226V15H224ZM238 13H236L235 14V16L237 15ZM10 15H13L14 17H15V20L16 21H13L11 18H10ZM31 15V14H30ZM46 15V14H45ZM45 15H42L43 17L45 16ZM47 15H48V12H47ZM46 15V16H47ZM54 15V14H53ZM112 15H114L113 13H112ZM177 15V14H176ZM217 15V14H216ZM33 17H34V15H32ZM32 16H31V18H32ZM86 16V15H85ZM89 16H91V15H89ZM132 16V15H131ZM187 16V15H186ZM202 16V15H201ZM200 16V17H201ZM205 17H207L208 18V16L209 15H204ZM231 16V15H230ZM235 16H233V17H235ZM238 16V15H237ZM255 16V15H254ZM30 17V16H29ZM60 17V16H59ZM83 17V16H82ZM93 18L95 17L94 15L92 16ZM133 17H136V19L138 18L137 16H134L133 15ZM159 17H162V16H159ZM165 17V16H164ZM173 17V16H172ZM182 17V16H181ZM203 17V16H202ZM204 17V20L206 19L207 21H208V23L207 22H205V23H207L208 25L209 24H212L213 23V19L212 18H210V19H207V18H205ZM63 18V17H62ZM91 18V17H90ZM101 18V19H102ZM107 18V17H106ZM106 18H104V19H106ZM109 18V17H108ZM107 18V19H108ZM121 18V17H120ZM157 18V17H156ZM176 18H177V16H176ZM178 18H179V16H178ZM183 18H185V17H183ZM198 18V17H197ZM217 18V17H216ZM229 18V17H228ZM237 17H235V19H236ZM239 18V17H238ZM242 18V17H241ZM98 19H99V17H98ZM116 19V18H115ZM125 19V18H124ZM127 19V18H126ZM128 19H129V17H128ZM132 19V18H131ZM155 19V18H154ZM159 19V18H158ZM173 19V18H172ZM180 20H183L182 18H179ZM234 18H233V20H235ZM42 20V19H41ZM80 20V19H79ZM103 20V19H102ZM133 20V19H132ZM142 20V19H141ZM166 20H168V19H166ZM202 20V19H201ZM209 20H211V22L212 23H209ZM216 20V19H215ZM218 20H220V19H218ZM236 20H238V19H236ZM48 21H49V19H48ZM78 21V20H77ZM89 21H91V20H89ZM96 21H97V19H96ZM99 21H100V19H99ZM109 21V20H108ZM161 21V20H160ZM170 21H171V19H170ZM188 21V20H187ZM191 21V20H190ZM239 21H241L240 19H239ZM70 22V21H69ZM81 22V21H80ZM98 22V21H97ZM103 22V21H102ZM101 22V23H102ZM118 22V21H117ZM124 22H126V23H128L127 22V20L126 21H124ZM133 23H130V24H126V23H124V24H126V25H122L123 27H121V28H123L122 29V31L120 32V33H122L123 34V36H124V38L125 39H129L131 36H132V32H133V30H134V28H136L135 29V31L137 30H139L138 32L140 33V32H142V33H145V31L143 30V29H146L145 27V24H146V22L145 23H143L144 25H142V26H138V25H140L139 24V20H136L135 22L134 21H132ZM142 22H144V21H142ZM195 22H196V20H195ZM198 22H200V19H199V21ZM202 22V21H201ZM215 22V21H214ZM220 22V21H219ZM223 22V21H222ZM225 22H226V26H227V21H224L223 23L225 24ZM234 22V21H233ZM232 22V20H231V23H233ZM244 22V21H243ZM242 22V23H243ZM248 21H246L245 23H247ZM56 23V22H55ZM90 23V22H89ZM165 23H167V22H165ZM171 23V22H170ZM173 23H174V20H173ZM178 23V22H177ZM204 23V24H205ZM216 23V22H215ZM217 23H218V21H217ZM216 23V24H217ZM252 23V22H251ZM250 23V24H251ZM54 24V23H53ZM52 24V25H53ZM61 24V23H60ZM77 24V23H76ZM105 24V23H104ZM156 24H157V22H156ZM175 24V23H174ZM185 24V23H184ZM183 24V25H184ZM198 24V23H197ZM218 24H220V23H218ZM217 24V25H218ZM229 24L230 23H228V28L225 26V25H223V28H227V29H230V30H232L233 31V29L235 30V23H233L232 24V26L230 27L229 26ZM78 25V24H77ZM76 25V26H77ZM80 25V24H79ZM83 25V24H82ZM100 25V24H99ZM111 25V24H110ZM158 25V24H157ZM165 25V24H164ZM167 25V24H166ZM173 25V24H172ZM182 25V24H181ZM182 25V26H183ZM189 25V24H188ZM195 25V24H194ZM213 25H215L214 23H213ZM213 25H212V27H213ZM238 25H239V23H238ZM241 25V24H240ZM246 25H248V23L246 24ZM22 26V25H21ZM24 26V25H23ZM53 26H56V25H53ZM75 26V25H74ZM75 26V27H76ZM86 26V25H85ZM84 26V27H85ZM89 26V25H88ZM91 26V25H90ZM144 26V27H143ZM175 26H176V24H175ZM180 26V25H179ZM178 26V27H179ZM185 26V25H184ZM197 26V25H196ZM68 27V26H67ZM71 27V26H70ZM78 27H80V26H78ZM165 27V26H164ZM169 28H170V25L168 26ZM174 27V26H173ZM191 27H193V26H191ZM195 27V26H194ZM215 27V26H214ZM218 27V26H217ZM230 27V28H229ZM51 28H53V27H51ZM55 28H58V27H55ZM61 28H65L64 26L63 27H61ZM92 28V27H91ZM139 28V29H138ZM142 28V29H141ZM159 28V27H158ZM168 28V29H169ZM202 28V27H201ZM204 28V27H203ZM207 28V27H206ZM220 28V27H219ZM233 28V29H232ZM237 28H238V26H237ZM239 28H241V26H239ZM238 28V29H239ZM73 29H75V28H73ZM72 29V30H73ZM148 29V28H147ZM182 29H184V27L182 28ZM182 29H180V30H182ZM186 30H189V29H187V28H185ZM184 29V30H185ZM193 29V28H192ZM205 29V28H204ZM237 29V32L239 33V31L241 30L242 31V33H243V37H242V35L240 36V34H241V32L239 33V37H238V33H237V35L234 33V39H233V37H232V39H230V41L231 40H235V35H236V37H238L237 38V41H238V39L240 40V41H244L245 39V37H247V35H246V31H244L245 32V37H244V32H243V29H244V27L242 28V29H239L238 30ZM246 29V28H245ZM61 30V29H60ZM70 30V29H69ZM86 30V29H85ZM166 30V29H165ZM175 30V29H174ZM184 30H183V32H184ZM206 30V29H205ZM212 30H215V29H212ZM223 30H224V32L226 33V29H222V32H223ZM229 30V31H230ZM14 31V33H17V32H15V30H13ZM63 31V30H62ZM80 31V30H79ZM82 31H84V30H82ZM168 31H172V30H167V32ZM218 31V30H217ZM72 32V31H71ZM88 32V31H87ZM95 33L96 34V31L94 32V30L93 31H91V33ZM173 32V31H172ZM172 32H170V33H172ZM175 32H178V30L177 31H175ZM175 32H173L175 35H176V33ZM181 33H182V31H180ZM179 32V34H181ZM186 33H187V31H185ZM189 32V31H188ZM198 32L200 33V31L198 30ZM231 32V31H230ZM38 33V32H37ZM73 33V32H72ZM78 33V32H77ZM76 33V37H78V34ZM92 33V34H93ZM169 33V35H171ZM185 33V34H186ZM202 34H203V38L206 36V33L204 34L203 32H201ZM200 33V35H202ZM209 33V32H208ZM219 33H220V30H219ZM227 33H229V32H227ZM233 33H232V35H233ZM66 34H68V33H64V34H61L60 36L61 37H63L64 39L67 37L68 39H69V37H70V35L71 34H68L69 36H65ZM80 34V33H79ZM94 34V35H95ZM178 34V33H177ZM182 34H184V33H182ZM184 34V35H185ZM189 33H187V36H189L188 35ZM210 34L211 33H209L208 35H209V37H210ZM223 35H224V33H222ZM229 34H231V33H229ZM17 35H19L18 33H17ZM16 35V36H17ZM21 35V34H20ZM17 36V37H19V39H21L22 37L21 36ZM37 35V34H36ZM41 35H43V34H41ZM41 35H39V36H41ZM88 35H90V33L88 34ZM228 35V34H227ZM226 35V36H227ZM231 35V36H232ZM11 36V35H10ZM91 36V35H90ZM178 36V35H177ZM181 36V35H180ZM212 36V35H211ZM226 36H224V37H226ZM231 36L229 35V37L231 38ZM17 37H15L14 35H13V40L14 39H16ZM21 37V38H20ZM100 37V36H99ZM179 37V36H178ZM182 37H184L183 35H182ZM181 37V38H182ZM185 37H186V35H185ZM185 37H184V39L182 38V40L184 41L185 40ZM208 36H206V38H207ZM214 37V36H213ZM62 38V39H63ZM79 38H81L80 40H83V38L84 39H86V40H88L87 38H85V37H80L79 36ZM170 38H172V37H169L168 39H170ZM202 38V37H201ZM205 38V39H206ZM227 38V37H226ZM252 38H253V36H252ZM2 39H4V38H2ZM11 39V38H10ZM8 39L9 41H11L10 43L8 42V41H4V42H6L5 44H4V42H3V40H1L2 42H3V47H1V48H4L5 46L4 45H6L7 44V42H8V47H9V44H10V46H12V47H14V49L15 48H18L19 46L17 45L18 44V39H17V42H15V43H17L16 44V46H15V43H14V41L11 39ZM74 39H76V38H74ZM98 39V38H97ZM173 39V38H172ZM187 39V38H186ZM189 39V38H188ZM187 39V40H188ZM241 39H243V40H241ZM7 40V39H6ZM141 40V39H140ZM174 40V39H173ZM177 40H180V39H177ZM190 40V39H189ZM221 40V39H220ZM227 40V43L229 44L230 42H228L229 41V39H226ZM225 40V41H226ZM260 40V42H261V39H259ZM1 41H0V43H1ZM16 41V40H15ZM65 41V40H64ZM97 41V40H96ZM176 41V40H175ZM174 41V42H175ZM181 41V40H180ZM180 41H177V42H180ZM191 41V40H190ZM212 41V40H211ZM222 41V40H221ZM223 41H224V39H223ZM246 41V40H245ZM249 41H250V39H249ZM253 41V40H252ZM256 41V40H255ZM255 41H253V42H255ZM46 43H47V41H45ZM83 42H84V40H83ZM82 41H81V45H82V43H83ZM98 42V41H97ZM130 42V41H129ZM170 42H171V40H170ZM200 42H202V41H200ZM206 42V41H205ZM239 42V41H238ZM44 43V44H42V46H43V49H44V45H45V49L43 50V49H41L40 47H34V49L29 53V52H26L27 50H25V53H22V54H25V55H23L22 57H21V59H19L20 58V56H19V58H17V56H16V58L17 59H15V60H13L12 59V61H11V59H9L10 61H8L9 62V64H10V66H11V64L12 63H14V62H17V63H20V64H24V65H26V67L28 68L29 66L30 67H32V68H34V69H36V68H40L39 70H40V73H41V76H43V77H39V79H41L42 80V78H44L45 79V81L51 86V88L54 86V91H58V88H59V94L57 95V94H55V95H57L56 97H59L60 98V93H61V98H63V99H66L65 100V103L67 104V101H68V103L70 104V100H72L73 102L76 100L75 98H74V95H72V91L69 89V86H67L68 87V89H69V91H67L65 88H67V87H65L62 83V81L64 80V74H63V67L65 68H67V69H69L70 71H72V73L74 72V74H75V72L77 73V74H79V70L80 71H82L81 70V68L84 66V68L87 70L88 69V71L90 70V67L91 66H87V63L86 62H83L82 63V61H79V60H77V58H74V61L75 62H77V63H75L74 61L72 62V61H70L69 63H64V62H62L63 60H66V59H63V60H58V61H55L54 59V61L52 60L51 61V59H52V57L50 58V59H48L47 57V59H48V61L44 58L45 56H49L50 54H51V56H52V54H58L59 52H60V54H62L61 53V48L63 47V46H61L60 47V49H58V48H54L55 46L52 44V46L51 45H47V44H49V43ZM70 43V42H69ZM69 43H68V45H69ZM87 43V42H86ZM91 43H93L92 41H91ZM121 43V42H120ZM131 43V42H130ZM141 43V41L139 42V44ZM144 43V42H143ZM210 43V42H209ZM213 43V42H212ZM211 43V45L213 46V44ZM222 43V42H221ZM236 43V42H235ZM241 43L242 42H239L238 44L241 46ZM89 45H92L93 46V44H90V43H88ZM97 44V43H96ZM126 44H129V43H127L126 42ZM148 44V43H147ZM182 44V43H181ZM188 44V43H187ZM201 44V43H200ZM202 44H204V43H202ZM237 44V43H236ZM245 44H246V42H245ZM244 44V45H245ZM254 43H252V45H253ZM1 45V44H0ZM75 45H77V44H75ZM74 45V46H75ZM84 45V44H83ZM88 45V46H89ZM113 45V44H112ZM130 45V44H129ZM186 45V44H185ZM190 45V44H189ZM189 45H187V46H189ZM207 45V44H206ZM205 45V46H206ZM210 45V44H209ZM208 45V46H209ZM224 45V43L222 44V46ZM231 45V44H230ZM250 45V47H251V44H249ZM248 45V46H249ZM35 46H37V44L35 45ZM87 46V45H86ZM179 46V45H178ZM178 46H176L177 48H178ZM207 46V47H208ZM233 46V45H232ZM254 46V45H253ZM257 46V45H256ZM256 46L255 47H252V49L253 48H256ZM7 47V46H6ZM70 47V46H69ZM68 47V48H69ZM85 49H86V47H85V45L83 46ZM132 47H135V46H133L132 45ZM137 47V46H136ZM154 47V46H153ZM153 47H151V48H153ZM175 47V48H176ZM191 47V46H190ZM219 47H221V46H219ZM227 47V46H226ZM233 47H235V46H233ZM242 47V46H241ZM90 48V49H89ZM89 48H87V50H86V52L88 51V53L89 52H91L93 49H91V47H89ZM144 48V49H143ZM147 48L148 47H146V49H145V47H142V51H140V52H143V51H146V52H144L145 54H141V56L142 57H147V55H146V53H147V51H149V50H147ZM179 48H180V46H179ZM187 47H185V49H186ZM208 48H211V47H208ZM9 48H7V50L6 51H11V50H8ZM11 49V48H10ZM71 49V48H70ZM75 49V48H74ZM84 49V50H85ZM89 49V50H88ZM148 49H150V48H148ZM156 49V48H155ZM182 49V48H181ZM203 49V48H202ZM223 49V48H222ZM222 49H220L218 52L220 53V51L222 50ZM228 49V48H227ZM248 49V48H247ZM246 49V50H247ZM259 49H260V47H259ZM264 49V48H263ZM2 50V49H1ZM0 50V51H1ZM13 50V49H12ZM30 50H31V48H30ZM91 50V51H90ZM97 51H98V49H96ZM135 49H133V51H134ZM166 50V49H165ZM176 50V49H175ZM205 50H207V49H205ZM224 50H226V48H224L222 51H224ZM112 51H113V49H112ZM128 52L127 50H124V52ZM171 51V50H170ZM211 51V50H210ZM212 51H213V49H212ZM227 51V50H226ZM234 51V50H233ZM249 51V50H248ZM252 51H254V49L252 50ZM255 51H256V49H255ZM260 51H261V49H260ZM1 52H4V50H2ZM12 52H14V50L13 51H11V52H9V53H12ZM17 52V51H16ZM23 52V51H22ZM72 52H73V50H72ZM77 52V51H76ZM96 51L94 50V53H95ZM126 52L124 53L125 55H126ZM160 52V51H159ZM177 52H178V50H177ZM183 51H181V53H182ZM200 52H202V51H200ZM258 52H259V50H258ZM263 52V51H262ZM5 53V52H4ZM8 53V52H7ZM18 53H21V51L19 52L18 51ZM92 53V52H91ZM90 53V54H91ZM102 53H103V51H102ZM105 53V52H104ZM135 53V52H134ZM133 53V54H134ZM150 53H152V52H150ZM173 52H171V54H172ZM213 53V52H212ZM216 53V52H215ZM225 55H227V53H225V51L223 52ZM234 53V52H233ZM245 53V52H244ZM257 53V52H256ZM13 55H15V52L14 53H12ZM60 54H59V56H60ZM66 54V53H65ZM64 54V55H65ZM93 54V53H92ZM98 54V53H97ZM105 54H107V53H105ZM123 54V55H124ZM128 54H129V52H128ZM127 54V55H128ZM180 54V53H179ZM185 54H186V52H185ZM223 54V59L225 58V55ZM237 54V53H236ZM84 55V54H83ZM95 55V54H94ZM94 55H92V56H94ZM127 55L125 56L126 58H127ZM130 55V54H129ZM144 55V56H143ZM153 55V54H152ZM152 55H151V57H152ZM161 54L159 53V56H160ZM260 55V54H259ZM55 56V55H54ZM53 56V57H54ZM57 56V55H56ZM106 56V55H105ZM210 56V55H209ZM209 56H208V58L207 59H209ZM219 56H221V58H222V55L220 54ZM255 56H256V54H255ZM255 56H254V59L252 58V56H251V54H249V53H246V54H243L242 55V57H241V55H240V57L239 58H237L238 59V64H237V66L236 67H238L239 69H240V71L242 70V69H244L245 71H248V68L249 67H251L250 65L253 63V65L255 64L257 67H258V69H257V71L256 72H258V70H260V72L262 73V74H264V61L262 62L261 61V63H259V62H256V60H255ZM258 56V55H257ZM9 57H11V55L9 56ZM9 57H7L6 59H8ZM15 57V56H14ZM13 56L11 57V58H14ZM123 57V56H122ZM141 57V59H143L144 60V58H142ZM228 57V56H227ZM55 58V57H54ZM140 58V57H139ZM158 58V57H157ZM211 58V57H210ZM214 59H216L215 57H213ZM221 58H217L218 60H220ZM56 59V58H55ZM79 59V58H78ZM121 59V58H120ZM119 59V60H120ZM140 59V60H141ZM152 59V58H151ZM155 59H156V57H155ZM227 59V58H226ZM225 59V60H226ZM57 60V59H56ZM69 59H67L66 61H68ZM94 60V59H93ZM105 60V59H104ZM125 60H127V59H125L124 58V61ZM143 60H141V62L143 63L144 61ZM171 60H173V59H171ZM262 60V59H261ZM65 61V62H66ZM84 61V60H83ZM98 61H100V60H98ZM122 61V60H121ZM136 61V60H135ZM138 61V60H137ZM162 61V60H161ZM211 61V60H210ZM222 61V60H221ZM11 62V63H10ZM78 62H79V64H78ZM88 62V61H87ZM90 62V61H89ZM120 62V61H119ZM163 62V61H162ZM175 61H173V66H174V63ZM213 62V61H212ZM215 62H216V60H215ZM235 62V61H234ZM17 63H15V64H13V65H17ZM80 63L83 65L82 67H81V65H80ZM120 63H122V62H120ZM125 63H127V62H125ZM125 63H123V64H125ZM128 63H130L129 61H128ZM127 63V64H128ZM135 63V62H134ZM142 63H140L141 65H142V67H143V64ZM168 63V62H167ZM222 63V62H221ZM89 64V63H88ZM127 64H125L126 66H127ZM133 64V63H132ZM139 64V65H140ZM121 66H122V64H120ZM19 66H23V65H18V69H23V67H19ZM85 66H87V67H89V68H87V67H85ZM125 66V67H126ZM129 66V65H128ZM127 66V67H128ZM157 66V65H156ZM180 66V65H179ZM231 66V65H230ZM25 66H24V68H26ZM122 67H124V66H122ZM126 67V68H127ZM137 67V66H136ZM152 67H153V65H152ZM155 67V66H154ZM160 67H161V65H160ZM26 68V69H27ZM84 68H82V69H84ZM92 68V67H91ZM99 68V67H98ZM121 68V67H120ZM133 68V67H132ZM171 68H172V66H171ZM175 68V67H174ZM176 68H177V63H176ZM194 68V67H193ZM235 68V67H234ZM67 69H66V71H67ZM93 69V68H92ZM122 69V68H121ZM124 69V68H123ZM128 69V68H127ZM130 69H131V67H130ZM129 69V70H130ZM134 69V68H133ZM151 69H153V68H151ZM195 69H196V67H195ZM252 69V68H251ZM5 70V69H4ZM12 70V69H11ZM65 70V69H64ZM68 70V71H69ZM142 70V69H141ZM158 70V69H157ZM157 70H155L156 72H157ZM166 70V69H165ZM175 70V69H174ZM253 70V69H252ZM14 71V70H13ZM20 71V70H19ZM18 70L17 71H15V72H19ZM23 71H25V69L23 70ZM28 71V70H27ZM30 71H32L31 69L29 70V72H27V74H29L30 73ZM38 71V70H37ZM65 71V72H66ZM127 71V70H126ZM152 71H154V69L153 70H151V71H149V72H151V76H152ZM234 71V70H233ZM232 71V72H233ZM239 71V72H240ZM254 71H255V69H254ZM1 72V71H0ZM33 72V71H32ZM90 72V71H89ZM132 72V71H131ZM160 72V71H159ZM170 72V71H169ZM2 73V72H1ZM0 73V74H1ZM5 73V72H4ZM21 73V72H20ZM20 73H19V75H20ZM25 73V72H24ZM24 73H22L21 75H23ZM39 73V74H40ZM68 73V72H67ZM81 73V72H80ZM113 73H114V71H113ZM116 73V72H115ZM141 73H142V71H141ZM139 74L138 76H139V79H140V76L142 75V74ZM155 73V72H154ZM191 73V72H190ZM195 73V72H194ZM243 73V72H242ZM251 73H253V72H251ZM261 73H259V74H261ZM7 74V73H6ZM31 74V73H30ZM38 74V76H40ZM77 74H75L76 76H77ZM84 74V73H83ZM90 74V73H89ZM123 74V73H122ZM133 74V73H132ZM173 74V73H172ZM231 74V73H230ZM243 74H245V73H243ZM243 74H241V75H243ZM247 74V73H246ZM249 74V73H248ZM258 74V75H259ZM21 75H20V77H21ZM82 75V74H81ZM86 75V74H85ZM85 75H83V76H81V78L80 79H82L83 78V80H85L84 79V76ZM115 75H117L118 76V74H115ZM147 75V74H146ZM158 75V74H157ZM250 75V74H249ZM256 75V74H255ZM2 76H3V73H2ZM2 76H0V79H1V77ZM4 76H6V75H4ZM87 76V75H86ZM85 76V77H86ZM94 76V75H93ZM104 76V75H103ZM149 76V75H148ZM154 76V75H153ZM158 76H160V75H158ZM260 76V75H259ZM8 77H12V76H8ZM7 77V78H8ZM14 77V76H13ZM13 77H12V79H13ZM19 77V76H18ZM27 77V76H26ZM29 77V76H28ZM71 77H72V75H71ZM77 77H80V76H77ZM107 76L105 75V79H107V81H109L108 80V78H106ZM119 78H120V76H118ZM142 77V76H141ZM167 77V76H166ZM228 77V76H227ZM235 77V76H234ZM240 77V76H239ZM243 77V76H242ZM261 77V76H260ZM259 77V79L261 80V79H263V78H260ZM22 78V77H21ZM21 78H19V79H17V78H15V79H17V80H19L20 81V79ZM32 78L33 79H35V85L37 84V87L35 88V92H39L40 91V96H44V93H47V92H45V90H44V87H46V86H44V87H42L43 85H44V83L42 84V82H44L43 80L41 81H39L38 80V77H37V73L36 72H34V74L32 75ZM66 78V77H65ZM76 77H74L73 79H75ZM88 78H90V76L88 77ZM88 78H86V79H88ZM111 78L112 79H114L112 76H111ZM150 78V77H149ZM160 78V77H159ZM193 78H195V77H193ZM28 79H30V78H28ZM32 79V81H31V79H30V81L31 82H34V80ZM69 79V77H67V79L66 80H68ZM144 79V78H143ZM152 79H153V77H152ZM154 79H155V77H154ZM153 79V80H154ZM228 79V78H227ZM226 79V80H227ZM230 79V78H229ZM235 79V78H234ZM239 79V78H238ZM258 79V80H259ZM3 80H4V78H3ZM16 80V81H17ZM66 80H64V82H66ZM70 80V79H69ZM68 80V81H69ZM71 80H72V78H71ZM93 80V79H92ZM115 80V79H114ZM122 80V79H121ZM141 80V79H140ZM146 80V79H145ZM144 80V81H145ZM153 80H152V82H153ZM205 80V79H204ZM233 79H231V81H232ZM258 80H257V82H258ZM73 81V80H72ZM82 81V80H81ZM86 81V80H85ZM84 81V82H85ZM89 81V79L87 80V82H85V83H90V82H88ZM102 81V80H101ZM123 81V80H122ZM133 81V80H132ZM143 81V82H144ZM182 81V80H181ZM229 81V80H228ZM236 81V80H235ZM251 81H255V79H253V80H251ZM250 81V83H249V85H247L248 87H246L245 88V90H244V88H242V90H243V93H242V95H241V98L239 97V99H235L236 101H231L230 103H228L227 105H224V111H222V112H220L219 114H227L228 115V117L227 118H229L232 122L231 123H229V124H227L226 126L227 127H220V129L218 130V133H221V138H228V139H232V138H234L233 136H237V134H240V136L242 137V132H243V130H242V125L243 124H249V123H251L252 124V126L255 124V123H261V122H263L264 123V121L262 120H260V117L261 116H259V118H258V115L256 116V115H254L252 112H247V111H249L248 109H254V110H260L263 106H264V85H262V87H261V89H259V84L257 83V84H253V82H251ZM24 82H26V81H23V83ZM29 82V81H28ZM105 81H103V83H104ZM155 83H156V81H154ZM16 83H18V81L16 82ZM23 83H18L19 85H23ZM94 83V82H93ZM92 83V84H93ZM102 83V82H101ZM103 83H102V85H103ZM110 83V82H109ZM112 83V82H111ZM125 84H126V82H124ZM137 83H138V81H137ZM140 83V82H139ZM145 83V82H144ZM144 83H142V84H144ZM155 83H154V85H155ZM161 83V82H160ZM25 84V83H24ZM42 84V85H41ZM104 84H106V82L104 83ZM115 84V83H114ZM125 84H123V85H125ZM150 84V88H151V86H152V88H154V86H153V84L150 82L149 83ZM207 84V83H206ZM232 84V83H231ZM237 84H240V83H237ZM253 84V85H252ZM3 85H4V83H3ZM63 85V86H62ZM96 85V84H95ZM110 85V84H109ZM113 85V84H112ZM140 85V84H139ZM146 85V84H145ZM163 84H161V86H162ZM233 85V84H232ZM251 85V87H249ZM0 86H2V84L0 85ZM6 86V85H5ZM7 86H10V85H7ZM6 86V87H7ZM12 86V85H11ZM15 87H18V86H16V85H14ZM61 86V87H60ZM80 86V85H79ZM101 86V85H100ZM106 86H107V88H108V84H106ZM106 86H104L103 85V87H102V89H107L106 88ZM126 86V85H125ZM201 86H203V85H201ZM32 87V86H31ZM31 87H29V88H27V89H31ZM56 87H58L57 89H56ZM93 87V86H92ZM111 87V86H110ZM127 87V86H126ZM147 87V86H146ZM158 87H159V85H158ZM165 87V86H164ZM183 87V86H182ZM198 87V86H197ZM228 87H230V86H228ZM2 88H5V87H3L2 86ZM10 88V87H9ZM20 88V87H19ZM18 88V89H19ZM34 88V86L32 87V89ZM149 88V87H148ZM156 88V87H155ZM192 88V87H191ZM240 88V87H239ZM12 89V88H11ZM13 89H15V88H13ZM17 89V88H16ZM15 89V90H16ZM17 89V93H19L18 95L16 94L15 95V91H13L14 93H12L11 91H7V93L9 94L10 92L13 94V95H11V96H9V95H5V90H4V92H1L0 91V97H1V99H0V127L3 129V127H5V128H7V131H8V138H9V140H8V138L6 139L5 138V140H6V142H7V140L8 141H10V140H14V148H13V152H12V154H14L15 155V151L14 150H18L19 148H21V147H18V149H17V145L19 144V145H21L20 144V142L18 143V141H19V139L16 141L15 140V134L17 135V133H16V131H15V129H17V128H14V130H13V123H15V122H17V124H18V126H19V128H21L22 127V123L24 122V124H25V122H26V120H28V119H25V121H23L22 122V120L23 119H21V117H25V115H26V113L28 112V111H30V112H32L33 113V110L35 109V111H37L36 109H39V107H40V104H38V102H39V99L38 98H36L35 96V98L36 99H38V100H34L32 97H33V95L34 94H31L30 92H32V91H28V90H26V89H23V88H20L21 90H18ZM45 89H47V88H45ZM53 89V88H52ZM51 89V90H52ZM73 89V88H72ZM75 89V88H74ZM73 89V90H74ZM86 89L87 88H85V90L84 91H86ZM94 89H95V87H94ZM110 89V88H109ZM112 89H115V88H112ZM157 89V88H156ZM174 89V88H173ZM184 89V88H183ZM233 89V88H232ZM237 89V88H236ZM0 90H2V89H0ZM77 90V89H76ZM80 89H78V91H79ZM89 90V89H88ZM145 90V89H144ZM147 90V89H146ZM145 90V91H146ZM199 90V89H198ZM201 90V89H200ZM199 90V91H200ZM228 90V89H227ZM238 90V89H237ZM241 90V89H240ZM241 90V91H242ZM20 91V92H19ZM33 91V92H34ZM48 91V90H47ZM56 91V92H57ZM71 91V92H70ZM103 91V90H102ZM111 90H109V92H110ZM130 91V90H129ZM184 91V90H183ZM186 91V90H185ZM215 91H218V90H215ZM222 91V90H221ZM32 92V93H33ZM55 92V93H56ZM68 92H70L71 94V96L69 95V94H67ZM106 92V91H105ZM104 91L102 92V93H105ZM108 92V90H107V93L106 94H108L109 93ZM208 92V91H207ZM213 92V91H212ZM239 92V91H238ZM96 93V92H95ZM99 93V92H98ZM122 93V92H121ZM149 93V92H148ZM174 93H176V90L174 91ZM220 93V92H219ZM37 94V93H36ZM39 94V93H38ZM38 94L36 95V96H38ZM85 94H87V93H85ZM112 94H113V91H112ZM115 94V93H114ZM118 93L116 92V95H117ZM183 94V93H182ZM187 94V93H186ZM199 94V93H198ZM203 94V93H202ZM213 94H215V93H213ZM230 94V93H229ZM232 94V93H231ZM238 94V93H237ZM240 94V93H239ZM55 95H52L53 97H55ZM110 95V94H109ZM108 95V96H109ZM139 95V94H138ZM161 95V94H160ZM163 95V94H162ZM178 95V94H177ZM39 96V97H40ZM72 98V96H73V99H71L70 97ZM210 96H212V95H210ZM239 96V95H238ZM69 97V98H68ZM107 97V96H106ZM113 97V96H112ZM178 97V96H177ZM202 97V96H201ZM230 97V96H229ZM43 101H44V99H43V97H40ZM45 98H47L46 97V95H45ZM61 98H60V100H61ZM109 98H111V97H109ZM175 98H176V96H175ZM198 98V97H197ZM231 98V97H230ZM75 99V100H74ZM105 99V98H104ZM107 99V98H106ZM105 99V100H106ZM138 99V98H137ZM203 99V98H202ZM79 100V99H78ZM85 100V99H84ZM104 100V101H105ZM109 100V99H108ZM113 100V99H112ZM148 100V99H147ZM162 100V99H161ZM196 100V99H195ZM38 101V102H37ZM47 101V100H46ZM54 101H55V99H54ZM127 101V100H126ZM129 101V100H128ZM127 101V102H128ZM138 101H140V100H138ZM177 101V100H176ZM52 102V101H51ZM57 102V101H56ZM58 102H60L61 103V101H58ZM62 102H64V100L62 101ZM73 102H71V104H74V103H76V101L73 103ZM162 102V101H161ZM201 102V101H200ZM213 103H222V102H220V98L218 99V100H213L212 101ZM229 102V101H228ZM44 103V102H43ZM85 103H87V102H85ZM103 103H106V104H110L109 102L107 103L106 101L105 102H103ZM111 103H113V101H111ZM115 104H118L116 101L114 102ZM113 103V104H114ZM129 103V102H128ZM139 103V102H138ZM185 103V102H184ZM197 103V102H196ZM95 104V103H94ZM114 104V105H115ZM129 104H131V103H129ZM128 104V105H129ZM146 104V103H145ZM45 105V104H44ZM52 105H54V104H52ZM51 105V106H52ZM60 105H62V104H60ZM65 105V104H64ZM79 106H80V104H78ZM82 105H84L83 104V102H82ZM88 105V104H87ZM105 105V104H104ZM119 105V104H118ZM132 105V104H131ZM137 105V104H136ZM135 105V106H136ZM139 105V104H138ZM183 105V104H182ZM85 106H86V104H85ZM89 106V105H88ZM103 106V105H102ZM109 106H111V104L109 105ZM133 106V105H132ZM144 106V105H143ZM191 106V105H190ZM67 107V105H65V108ZM93 107V106H92ZM105 107H108L107 105H105L103 108L105 109ZM121 107H123V105H121ZM131 107V106H130ZM42 108V107H41ZM68 108H70V107H67V110H68ZM83 108V107H82ZM102 108V109H103ZM118 109L119 110V112H123L122 110H121V108H120V106H118V107H116L115 106V108H113V105H112V109L114 110V109ZM120 108V109H119ZM132 108V107H131ZM141 108V107H140ZM142 108H146V107H142ZM44 109V108H43ZM42 109V110H43ZM72 108H70V110H71ZM75 109V108H74ZM79 109H81V107L79 108ZM92 109V108H91ZM95 109V108H94ZM108 108H106L105 110H107ZM123 109L125 110V108L123 107ZM242 109H244V110H242ZM32 110V111H31ZM53 109H51V111H52ZM67 110L66 111H64V114H66L67 113ZM76 110V109H75ZM85 111H86V109H84ZM111 110V109H110ZM112 110V111H113ZM118 110H116L117 112H118ZM140 110V109H139ZM145 110V109H144ZM186 110V109H185ZM190 110V109H189ZM79 111V110H78ZM116 111H113V114L115 113V117H116ZM146 111V110H145ZM144 111V112H145ZM29 112V113H30ZM40 112V111H39ZM56 112H58V114H59V110L57 109V111ZM70 111L68 110V117H71L70 115L72 114V115H76V118L78 117V114L79 113H74L73 114V112H75V111H71V113H69ZM93 112V111H92ZM91 112V113H92ZM107 112H108V110H107ZM118 112V113H119ZM133 112V111H132ZM185 112V111H184ZM36 113V112H35ZM38 113V112H37ZM91 113H84V115L86 114V115H88V117H90V114ZM99 113V112H98ZM106 113V112H105ZM111 113V112H110ZM117 113V114H118ZM127 113H128V110H127ZM161 113V112H160ZM192 113V112H191ZM28 114V113H27ZM42 114H43V112H42ZM42 114H41V116H42ZM44 114H46V113H44ZM53 114V113H52ZM51 114V115H52ZM57 114V115H58ZM64 114L62 113V115L60 114L59 116V118H62L61 116H63L64 118L63 119H65V118H67V119H65V122L67 121H69L72 117H75V115L74 116H72L71 118H68L67 117V115L66 116H64ZM139 114V113H138ZM148 114V113H147ZM150 114V113H149ZM40 115V114H39ZM50 115V116H51ZM81 115V118L84 116L83 114H79V116ZM125 115V114H124ZM130 115V112H129V114H128V116ZM33 116H35V115H32V118H33V120L35 119ZM38 116V114L36 115V117ZM41 116H39V117H41ZM94 116V115H93ZM93 116L91 115V119L93 118ZM113 116V115H112ZM122 116V115H121ZM126 116V115H125ZM131 116V115H130ZM147 116V115H146ZM29 116H27V118H28ZM30 117H31V115H30ZM38 117V118H39ZM43 118L45 117V116H42ZM58 117V116H57ZM88 117H86V119L88 118ZM95 117V116H94ZM107 117H109V115H107ZM122 117L124 118V119H122ZM122 117H119V119H122V120H126V118H128L127 116H126V118L124 117V116H122ZM138 117V116H137ZM145 117V116H144ZM32 118H30V119H32ZM79 118V117H78ZM89 118V119H90ZM109 118H111V117H109ZM113 118V117H112ZM130 118V117H129ZM132 118V117H131ZM130 118V119H131ZM148 118V117H147ZM162 118V117H161ZM263 118V117H262ZM21 119V120H20ZM88 119V120H89ZM212 119V118H211ZM264 119V118H263ZM32 120V121H33ZM42 120H44V119H42ZM46 120V119H45ZM49 120V119H48ZM60 120V119H59ZM117 120V119H116ZM128 120V119H127ZM150 120V119H149ZM213 120V119H212ZM19 121H21L20 123V125H19ZM72 123H73V119L72 120H70ZM75 121V120H74ZM106 121V120H105ZM119 121V123H121V121L120 120H118ZM117 121V122H118ZM138 121V120H137ZM39 122H40V120H39ZM94 122V121H93ZM93 122L91 123V124H93ZM104 122V121H103ZM145 122V121H144ZM210 122V121H209ZM27 123V122H26ZM28 123H30L29 121H28ZM32 123V122H31ZM70 123V122H69ZM69 123H67L68 125H66V129H67V131H68V128H69V130H71V131H73L72 129H74V127L77 125L76 124V122H74L73 123V126L74 127H72V124L70 125ZM78 123V122H77ZM96 123V122H95ZM94 123V124H95ZM110 123V122H109ZM23 124V125H24ZM33 124V123H32ZM62 124H64V126H65V124L66 123H62ZM61 124V125H62ZM76 124V125H75ZM82 124V123H81ZM90 124V125H91ZM100 125L101 124H103V123H99ZM111 124V123H110ZM127 124V123H126ZM152 124V123H151ZM193 124V123H192ZM86 125H88L87 123H86ZM100 125H96V128L99 126V128L98 129H100V128H103L102 129V131L104 130V128L105 127H102L103 125H101V127H100ZM263 125V124H262ZM25 126H27L26 124H25ZM57 126V125H56ZM55 126V127H56ZM110 126H113V124L112 125H110ZM110 126H107L106 125V127H110ZM202 126V125H201ZM249 126V125H248ZM29 127V126H28ZM86 127V126H85ZM85 127H82V128H85ZM122 127H125V124H124V126H123V123H122ZM132 127V126H131ZM229 127V128H228ZM23 128H25L24 126H23ZM22 128V129H23ZM27 128V127H26ZM80 128V127H79ZM81 128V129H82ZM90 129H91V126L89 127ZM93 128V127H92ZM94 128H95V125H94ZM115 128V127H114ZM143 128V127H142ZM199 128V127H198ZM249 128H251V127H249ZM41 129V128H40ZM39 129V130H40ZM61 129V127L59 128V125H58V129L56 128V132H58L59 130ZM65 128H63V130H64ZM98 129H95L96 131L98 130ZM118 129V128H117ZM128 129V128H127ZM247 129H248V127H247ZM1 130V129H0ZM6 130V129H5ZM19 130V129H18ZM38 130V131H39ZM62 130V129H61ZM78 130V129H77ZM84 130H87V128H85ZM92 130V129H91ZM90 130V131H91ZM101 130V129H100ZM100 130H98L97 131V134L99 133V134H102L103 132L105 133L107 130H106V128H105V130L102 132V131H100ZM112 130V129H111ZM110 130V131H111ZM129 130V129H128ZM194 130H196V129H194ZM26 131V130H25ZM30 132H31V130H29ZM28 131V132H29ZM35 131H37V130H35ZM38 131H37V133H38ZM44 131V130H43ZM74 131H76V128H75V130ZM83 131V130H82ZM90 131H88L89 132V134H90ZM92 131H94V130H92ZM96 131H95V133H96ZM120 131H122V130H120ZM119 131V132H120ZM125 131H126V129H125ZM191 131V130H190ZM249 131V130H248ZM252 131H253V129H252ZM255 131V130H254ZM253 131V132H254ZM260 131L262 132V134L264 133V130H262V128H260ZM4 132V131H3ZM15 132V133H14ZM45 132V131H44ZM43 132V133H44ZM60 132V131H59ZM61 132H64V131H61ZM87 131H85V133H86ZM118 132V131H117ZM118 132V133H119ZM142 132H143V130H142ZM155 132V131H154ZM250 132V134H251V131H249ZM252 132V133H253ZM24 133V132H23ZM53 133H55V132H53ZM67 133H69V131L67 132ZM72 133V132H71ZM75 133V132H74ZM78 133V132H77ZM95 133H94V137H96V136H98V138H101L102 139V136H104L103 138L105 139H107V137H106V135H101L100 137H99V134L97 135L96 134V136H95ZM108 133H110L109 131H108ZM153 133V132H152ZM248 134V132H245L244 131V134ZM46 134V133H45ZM45 134H43V135H45ZM57 134V133H56ZM61 134V133H60ZM59 133H58V136L60 135ZM79 134V133H78ZM76 135V134H74V135H76V136H78L79 138H77V139H81L80 138V136H82L83 134L80 132V134H82V135ZM92 134V133H91ZM90 134V135H91ZM111 134H112V131H111ZM110 134V135H111ZM138 134V133H137ZM140 134V133H139ZM138 134V135H139ZM144 133H142V135H143ZM148 134V133H147ZM146 134V135H147ZM155 134V133H154ZM196 134V133H195ZM246 134V135H247ZM253 134H256V135H254V136H252ZM251 136V139H249V140H252L253 142L252 143H256V146L255 145H253V144H251V145H243V143H241L242 145H240L239 143L241 142H237V143H232L231 145H228V144H221V143H219V142H217V141H215V139H214V141H212V139L210 140L209 139V137L207 138V137H203V139H201L200 140V137H194V138H199V140H197V141H194V142H189L188 144H186L185 146H183V148L184 149H190V151H189V153L187 154V155H185L184 157H183V155L182 156H180V157H183V159H177L176 157V161L174 162L173 161V159H168L167 158V156H164L163 158H162V160L161 161H159L156 165H157V168H158V166L160 165V164H162V162L163 161H165V162H163V164H162V167H163V171H168L169 173L168 174H164V175H166L165 177L164 176H161V177H163V183H162V185L161 184H156V181H157V178H158V173H156V174H153L152 173V175L153 176H151L152 177V179L148 182V183H146V185H144L143 187L142 186H136V182H135V188H134V191H135V193L134 194H131L132 195V197H133V201H132V204L130 205V208H129V210L127 211V213H126V220L127 219H130V221H129V224H131V225H129L130 227H129V233H130V235L129 236H127L128 237V240H129V244H128V247L127 248H130V247H134V248H136L135 250H137L136 252L138 253V255L140 256H138L137 258H138V260L137 259H131L130 258V261H131V264H196L197 262H194V257L196 258V257H199V258H201V259H199V260H201L200 262H199V264H224V263H222L221 261H220V258H221V255H222V251L221 250H219V251H216L215 252V250H212V251H214L213 252V254L215 255L216 254V257H213V255H212V252L210 253V251H208V247H205V246H203V244L202 243H194L193 241H194V239H197V241H202V242H206L207 240H209V239H211L212 237H215L216 236V238H218L217 237V235L219 236V233L220 232H222L223 230H225L226 228L228 229V227L230 226V225H235V229H236V227H237V229H238V232L239 233H236L237 234V236L240 234L241 236L245 233V234H248L249 235V233H252L253 235L255 234H257L258 233V231H259V237L260 236H262V234L264 233V232H262V234L260 233V231H261V229H262V227H264V226H262L263 225V221H261V220H256L255 222H252V223H248V225L245 223V222H243L242 221V219H244V217L245 216H248V215H251L252 213H253V211L255 212V213H258L257 214V217L258 218H264V193H263V191H261L262 189H260V190H257L258 191V196L256 195V193H255V195H256V198L254 199V198H252L253 196H250L249 194H250V191L248 190V187H247V185H246V183L244 184V183H241L240 181V178L239 179H237V178H235L236 177V175H235V177H234V175H233V177H231L232 179H230V180H228V178H227V180L226 179H224L223 177H222V179H224L225 180V182L226 181H229V182H226V183H229L228 184V186L230 185V187H232L234 190H233V196H232V198H231V200H234L235 202H233V203H229V202H224V203H222V204H220V203H218V205L217 206H215V205H211L208 209H205V206L207 205L206 203V200L203 198V195L204 194H202L201 196H198L199 194L197 193L196 194V192H186L185 191V189L186 188H188V186H194L193 188H195V190H199L200 188H203V187H206V186H208L209 185V183L210 182H212L214 179H213V177L215 176L216 178L220 175V174H225V173H227L228 171H233L234 170V167L235 166H237V165H240V164H243L244 165V162L246 161V160H248V159H246L247 158V156H249V154L251 155V156H253L254 157V155H252V154H256V155H260L263 151H264V137L263 136H261V135H257V133H253ZM3 135V134H2ZM5 135V134H4ZM18 135H20V134H18ZM39 135H41L40 133H39ZM64 135V136H63ZM68 135V134H67ZM89 135V136H90ZM110 135H108V137L110 136ZM121 135H122V132H121ZM120 135V136H121ZM127 135V134H126ZM153 135V134H152ZM199 135V134H198ZM75 136V137H76ZM112 136V135H111ZM111 136L108 138L109 139V141H110V139H112V138H115V137H112L111 138ZM115 136V135H114ZM119 136V135H118ZM123 136V135H122ZM139 136H141V135H139ZM206 136V135H205ZM248 136H250V135H248ZM60 137V138H59ZM59 137H57V138H59L60 139V141L62 140L61 139V136H59ZM66 138L65 137V134L64 133H62V138ZM85 137V135H83V138ZM238 137V136H237ZM236 137V138H237ZM22 138V137H21ZM86 138V137H85ZM97 138V137H96ZM125 138V137H124ZM143 138H145V136L143 137ZM153 138V137H152ZM239 138V137H238ZM31 137H30V141H31ZM58 139V140H59ZM77 139H76V141H77ZM106 139L105 140H102L103 141V145H101V147L102 148H100L102 151H97L98 149H99V146H98V149L97 148H95V149H97V150H95V151H97V153L96 154H98V155H96L97 156V158H98V156H100L99 155V153L101 152L102 153V155H103V153H104V159L103 160H101V161H103V163H105V162H107L108 160L110 161V159H111V156L113 155V156H115V158L112 156V158H113V161H114V159H115V167H114V169L113 168H110V167H107V169H108V171H109V173L111 174V173H116L117 171H119L120 170V167H121V162H122V158H125V156H126V154H127V157H129L130 155H133V157L132 158H130V161H131V165H132V167L135 165L134 164V162L136 163V165H138L137 167H139L140 165V162H141V159H140V157L139 156H137V152L135 153V154H133L132 152H133V147H132V145H131V147L128 149V151H127V145L125 146L124 145V143L122 142V140H118V141H116L117 139L115 138V141L116 142H113V140H112V142L114 143V145L112 146L111 144H112V142H109V144H108V140L106 141ZM207 139H209V140H207ZM245 139V138H244ZM28 140V139H27ZM43 140V139H42ZM52 140V139H51ZM79 140L76 142V146H82L83 144H84V148H82V150L83 149H85L86 150V148H85V139H83V141H81V144L82 145H80V142H79ZM90 140H92V139H90ZM94 140H96L95 138H94ZM218 140V139H217ZM240 140H241V138H240ZM243 140V139H242ZM247 140V139H246ZM18 143L17 145H16V142ZM38 141V140H37ZM55 141H57V139H55ZM93 141V140H92ZM96 141H98V140H96ZM2 142V141H1ZM0 142V143H1ZM4 142V141H3ZM44 142V141H43ZM48 142V141H47ZM63 142V141H62ZM62 142H60V144H62ZM71 142V141H70ZM73 143H74V141H72ZM88 142H91V141H89L88 140ZM132 142V140L130 141V143ZM142 142V144H143V140L141 141ZM146 142V141H145ZM72 143V144H73ZM77 143H79L78 145H77ZM140 143V142H139ZM247 143H249V141L247 142ZM6 144V143H5ZM32 144V143H31ZM34 144V143H33ZM71 144V145H72ZM75 144V143H74ZM92 144V143H91ZM91 144H89V145H91ZM94 144H99V143H94ZM93 144V145H94ZM133 144V143H132ZM184 144V143H183ZM3 145V144H2ZM1 145V146H2ZM9 145H11L12 146V144H9ZM9 145H7V147L9 146ZM16 145V146H15ZM59 145V144H58ZM109 145H111V146H109ZM144 145V144H143ZM153 145V144H152ZM11 146L10 147H8V148H11ZM28 146H29V144H28ZM32 146V145H31ZM34 146V145H33ZM39 146H40V144H39ZM38 145H36V146H34L35 148H38L39 147ZM41 146H43V145H41ZM57 146V145H56ZM61 146V145H60ZM59 146V149L61 148ZM63 146H65V145H63L62 144V147ZM70 145H68L67 144V147H69ZM76 146H74V148H76ZM92 146V145H91ZM176 146V145H175ZM174 146V148H177V147H175ZM73 147V146H72ZM72 147H69V148H72ZM94 147H95V145H94ZM93 147V148H94ZM111 147H112V150H110L111 149ZM180 147H182V143H181V146L179 145V151H180V149H181V152H182V148H180ZM24 148V147H23ZM22 148V149H23ZM32 148V147H31ZM64 148V147H63ZM79 148H81V147H79ZM88 148V147H87ZM92 148V150L94 151V149ZM163 148V147H162ZM165 148V147H164ZM12 149V148H11ZM99 149V150H100ZM141 149H143V148H141ZM2 150L3 149H1V152H2ZM6 151H7V148L5 149ZM35 150V149H34ZM45 150V149H44ZM57 150V149H56ZM55 150V151H56ZM72 150H74V149H69V151H71L72 152ZM81 150V152L82 153H84V151H82ZM166 150H169V149H166ZM172 150V149H171ZM173 150H175V149H173ZM170 151L173 155H174V153L173 152H175V151ZM20 151V150H19ZM22 151V150H21ZM20 151V152H21ZM36 151H39V148L38 149H36ZM41 151H42V148H41ZM65 151V150H64ZM68 151V150H67ZM74 151H76L75 153L73 152L72 153V155L70 154V152H68L70 155H71V160L70 161H68L67 160V162H69V164L68 163H66V164H68V170H69V172H71V173H76L77 172V170H79V171H82L83 170V168L85 169V171L87 170L89 173L91 172L90 170H91V168L92 167H89L88 166V168H86L87 167V165H85L84 166V164H86V163H88V162H86L85 160L89 157V155H80L81 154V152L78 150V152H77V149H75ZM87 151V150H86ZM85 151V152H86ZM90 152H91V150H89ZM163 151V150H162ZM23 152V151H22ZM44 152V151H43ZM184 152V151H183ZM182 152V153H183ZM5 153V155H7V153H9V152H4ZM10 153H11V151H10ZM65 153H67V152H65ZM94 153V152H93ZM140 153V152H139ZM163 153V152H162ZM170 153V154H171ZM21 154V153H20ZM38 154V153H37ZM41 154V153H40ZM44 154V153H43ZM68 154V155H69ZM92 153H90V155H91ZM95 154V153H94ZM263 154V153H262ZM1 155L3 156V152L1 153ZM11 155V154H10ZM24 155V154H23ZM63 155H64V153H63ZM67 155V154H66ZM68 155H67V157H68ZM141 155V154H140ZM17 157H22V156H19V155H16ZM26 156H28L27 154H26ZM62 156V155H61ZM59 157V158H57L58 160H59V163L58 164H61V163H63L64 161H60L61 160V158L62 157ZM93 157H94V155H92ZM96 156H95V159L98 161V160H100L102 157H100V158H96ZM250 156V157H251ZM1 157V156H0ZM5 157V156H4ZM3 157V158H4ZM15 156H10L9 158H14ZM32 157V156H31ZM56 157V156H55ZM64 157V156H63ZM66 157V158H67ZM143 157V156H142ZM153 157V156H152ZM255 157H258V156H255ZM2 158V157H1ZM6 158V157H5ZM8 158V157H7ZM16 158V157H15ZM14 158V159H15ZM27 158V157H26ZM24 156H23V158H21L20 160H25V161H27L28 159H26ZM34 158V157H33ZM31 159V158H29V160L28 161H30V160H33V161H31L30 162V164L32 165V163L35 161L36 162V160H35V158L34 159ZM70 158V157H69ZM145 158V157H144ZM159 158H160V156H159ZM179 158V157H178ZM258 158H260V161L262 162V164L264 163V156L263 155H260V157H258ZM64 159V158H63ZM152 159V158H151ZM150 159V160H151ZM161 159V158H160ZM159 159V160H160ZM246 159V160H245ZM5 160H7V159H5ZM4 159H3V161H5ZM11 160V159H10ZM22 160V163H23V166L26 164V163H24V161ZM66 160V159H65ZM89 160V159H88ZM87 160V161H88ZM95 160V161H96ZM175 160V159H174ZM177 160H180V161H177ZM251 159H249V161H250ZM0 161H1V163L0 164H2L3 165V163H2V160L0 159ZM55 161V160H54ZM57 161V160H56ZM86 163H85V162ZM154 161V160H153ZM183 161V162H182ZM34 162V163H35ZM38 162V161H37ZM37 162L35 163L36 165H38L37 164ZM61 162V163H60ZM83 164H82V163ZM123 166L121 167L122 168V170H123V168H125L124 166H129L128 165V162H126L125 163V159H123ZM145 162V161H144ZM180 162H181V165H180ZM248 162V161H247ZM251 162H253V161H251ZM27 163H29V162H27ZM33 163V164H34ZM246 163V162H245ZM35 164H34V166H35ZM44 164H46V163H44ZM112 164V163H111ZM247 164V163H246ZM2 165H1V167H2ZM6 165H8V164H6ZM11 165H13V164H11ZM10 165V166H11ZM39 165H41V163L39 164ZM38 165V166H39ZM62 165V164H61ZM93 165V163H91L90 164V166H92ZM109 165H110V163H109ZM113 165V164H112ZM146 165V164H145ZM144 165V166H145ZM256 165H257V163H256ZM264 165V164H263ZM9 166V167H10ZM27 166H30L29 164L27 165ZM26 165H25V167H27ZM53 166H54V164H53ZM52 166V167H53ZM60 166V165H59ZM80 166H83L82 167V169H81V167ZM143 166V165H142ZM147 166H149L150 168L148 169V171L149 170H151V167H152V164H149L148 162H147ZM245 166V165H244ZM247 166V165H246ZM250 165H248L247 167H249ZM258 166V165H257ZM5 168L6 170H7V173L9 174V172H8V169H9V171L11 170L10 168H13L14 170H15V168H14V166H12V167H10V168ZM37 167V166H36ZM35 167V168H36ZM42 167V166H41ZM104 167V166H103ZM118 167H119V170H118ZM132 167H127V170H128V172H129V175L128 176H130L133 172H135L134 170V167H133V169H132ZM137 167H136V169H137ZM146 167V166H145ZM156 167V166H155ZM240 167H242V166H240ZM17 168V167H16ZM22 167H18L17 169H16V171H18L20 174H22V173H24V174H26L25 172H22L23 170L21 169ZM35 168H33V166H32V169H30V170H33V169H35ZM65 167H64V169H66ZM90 168V170H88ZM96 168V167H95ZM102 168V167H101ZM101 168H100V172H101ZM105 168H106V165H105ZM146 168H148V167H146ZM238 168V167H237ZM258 168V167H257ZM263 168V167H262ZM262 168L261 169H259V171L258 170H256V171H246V170H244V169H242V170H244L245 171V173L242 171V173H244L245 175H247V176H249V177H253V178H255V179H259V180H261L262 181V183L264 184V170H262ZM18 169H21V171L20 170H18ZM28 169H29V167H27V171H28ZM38 169V168H37ZM37 169L36 170H33V171H30V172H36L37 171ZM39 169H40V167H39ZM38 169V170H39ZM45 169H47V168H45ZM50 169H51V167H50ZM49 169V170H50ZM53 169V168H52ZM66 169V170H67ZM97 169H98V167H97ZM96 169V170H97ZM106 169V170H107ZM113 169V171H111L110 172V170H112ZM141 169H143V168H141ZM160 169H161V167H160ZM233 169V170H232ZM252 169V168H251ZM4 170V169H3ZM2 170V171H3ZM40 170H43L42 168L40 169ZM65 170V171H66ZM67 170V171H68ZM95 169H94V172L96 171ZM99 170V169H98ZM105 170V171H106ZM122 170H121V172H122ZM147 170V169H146ZM154 170V169H153ZM44 171V170H43ZM43 171H42V173H43ZM54 171V170H53ZM53 171L51 172V173H53ZM63 171V170H62ZM61 171V172H62ZM66 171V172H67ZM87 171L86 172H84V173H87ZM104 171V173L106 174V172ZM142 171V170H141ZM11 172V171H10ZM17 172V173H18ZM22 172V173H21ZM39 172V171H38ZM38 172H36V174H38L39 176H42L41 174H39ZM93 172V170H92V173L93 174H91L93 177L95 176V175H97L96 177H97V179L99 180V178H98V174H99V171H98V174H95ZM143 172V171H142ZM147 172V171H146ZM6 174V176H7V173L4 171L3 172V174ZM18 173V174H19ZM31 173V175H33ZM57 174V176L59 175V173H57L56 171H54V174ZM63 173V172H62ZM89 173H87V175H89ZM96 173H97V171H96ZM120 173V172H119ZM4 174V175H5ZM35 174V175H36ZM44 174L45 173H43V176H44ZM54 174H53V176H51V179L54 177ZM61 174V173H60ZM103 174V173H102ZM110 174H109V176H110ZM118 174V173H117ZM142 174H143V176L145 175L144 174V172L143 173H141L140 174V177H139V175H138V177L141 179L142 178ZM219 174V175H218ZM230 174V173H229ZM13 175H14V177H15V173H13ZM23 175V174H22ZM46 175V174H45ZM52 175V174H51ZM64 175V174H63ZM69 175V174H68ZM87 175H86V177H84V178H86V180L88 179L87 178ZM104 175V174H103ZM126 175V174H125ZM218 175V176H217ZM12 176V175H11ZM17 176V175H16ZM21 176V175H20ZM56 176V175H55ZM56 176V177H57ZM65 176V175H64ZM70 176V175H69ZM82 177L83 176H85V175H81ZM92 176H90L89 178H92V180L94 179V178H96V177H92ZM105 176H107V174L106 175H104V176H101V180H106V178H108V177H106L105 178ZM119 176V175H118ZM150 176V175H149ZM230 176V175H229ZM22 177H23V179L26 177V175H23V176H21V181L23 182L24 180H22ZM28 177V176H27ZM33 177V176H32ZM36 177V176H35ZM56 177H54L55 179H56ZM67 177V176H66ZM82 177H80V176H77L76 177V175H75V177L73 176V178H78V180H80L79 182L81 183V182H83L84 183V181H86L85 179L83 180V178ZM100 177V176H99ZM161 177L159 178L160 179V181H161ZM220 177V176H219ZM6 178V177H5ZM17 178V177H16ZM39 178V182H42L43 181V179H40V177H38ZM37 177H36V179H38ZM43 178V177H42ZM47 178V177H46ZM58 178V177H57ZM81 178H82V180L83 181H81ZM111 178H113V176H111ZM111 178H108V180L109 181H111ZM114 178H116V180L117 179H119V177H116V175L114 176ZM114 178H113V180H114ZM136 178V177H135ZM215 178V179H216ZM221 178V177H220ZM12 179H14V178H11V179H9L7 182H9V181H11L12 182ZM20 179V177H19V175H18V180ZM44 179H45V177H44ZM68 179H70V178H68ZM134 179V178H133ZM138 179V178H137ZM144 179V178H143ZM145 179H147V178H145ZM213 179V180H212ZM16 180V179H15ZM28 179H25V181H26V183H28V185H30L31 186V184H29L30 182H28L27 181ZM30 180V179H29ZM60 180V179H59ZM67 180V179H66ZM72 180V179H71ZM70 180V181H71ZM92 180H90V186H92L93 187V189L95 188H98V187H102V189H104L105 187H104V185H102L101 183L100 184H98V180H97V182L95 183L94 182V180L92 181ZM96 180V179H95ZM100 180V181H101ZM104 180V181H105ZM112 180V181H113ZM135 180V179H134ZM139 180V179H138ZM148 180V179H147ZM240 180V181H239ZM20 181V180H19ZM45 181V180H44ZM63 180H61V182H62ZM65 181V180H64ZM63 181V182H64ZM89 181V180H88ZM103 181V183H106V182H109V181H105L104 182ZM111 181V182H112ZM137 181V180H136ZM217 181V180H216ZM7 182H6V186H7ZM38 182V181H37ZM61 182H59V183H61ZM76 182H77V179H76ZM92 182L96 185V187H94V185L92 184ZM102 182V181H101ZM111 182H109V184L108 183H106V184H108V185H106L107 187H109L110 186V184H111ZM113 182H115V181H113ZM144 181H142V183H143ZM158 182V181H157ZM224 182V183H225ZM10 183V182H9ZM32 183V182H31ZM141 183V184H142ZM159 183V182H158ZM221 183V182H220ZM261 183V184H262ZM11 184V183H10ZM19 184H21V183H19ZM36 184V183H35ZM55 184V183H54ZM57 184V183H56ZM64 184V183H63ZM77 184H78V182H77ZM82 184V183H81ZM80 184V185H81ZM86 184V183H85ZM84 184V185H85ZM92 184V185H91ZM115 184V183H114ZM16 185V184H15ZM22 185V184H21ZM21 185H18L17 184V187H15V189H20V187L19 186H21ZM27 185V186H28ZM32 185H33V183H32ZM43 185H45L44 184V182H43ZM79 184H78V186H80ZM83 185V184H82ZM81 185V187H83ZM89 185H88V187H89ZM99 185V186H98ZM113 185V184H112ZM111 185V186H112ZM158 185V186H157ZM25 186V185H24ZM35 186H37V185H35ZM98 186V187H97ZM222 186H223V184H222ZM225 186V185H224ZM223 186V187H224ZM256 186V185H255ZM8 187H12L11 185L9 186L8 185ZM33 187V186H32ZM81 187H80V191H81ZM223 187H221V186H218V188H223ZM257 187V186H256ZM262 187V186H261ZM21 188H22V186H21ZM27 188L28 187H26V190H27ZM39 188V187H38ZM44 188V187H43ZM227 188V187H226ZM37 189V188H36ZM35 189V191H37ZM39 189H41V188H39ZM54 189V188H53ZM78 189H79V187H78ZM86 189V188H85ZM90 189V188H89ZM88 189V190H89ZM92 189V188H91ZM93 189H92V191H93ZM94 189V190H95ZM99 190H101V191H103L101 188H98ZM97 189V190H98ZM190 189V188H189ZM9 190V189H8ZM21 191H22V193H24L23 191L25 190V187H24V190H23V188L22 189H20ZM29 190V189H28ZM27 190V191H28ZM68 190H69V188H68ZM83 190H84V187H83ZM107 190V189H106ZM169 190H175V193H166V194H164V192H166V191H169ZM217 190V189H216ZM228 190V189H227ZM5 191V190H4ZM10 192H11V189L9 190ZM21 191L20 192H18L17 194H19V193H21ZM41 191V190H40ZM39 190L37 191V192H40ZM70 191V190H69ZM78 191V192H77ZM77 191H75V197H77V193H79L80 191L79 190H77ZM89 191H91V190H89ZM100 191V193H102ZM134 191H132V193L134 192ZM17 192V191H16ZM37 192L36 193H34L35 195L37 194ZM82 192V191H81ZM131 192V191H130ZM202 192V191H201ZM15 193V192H14ZM43 193V192H42ZM52 193V192H51ZM87 193V192H86ZM98 192H96L95 191V194H97ZM222 193V194H221ZM220 193V195H223L222 197L224 198V196H228V192L224 189L222 192ZM251 193H252V191H251ZM254 193V192H253ZM12 194V193H11ZM40 195H41V192L39 193ZM48 194H50L49 192H48ZM48 194H46V196L48 195ZM54 193H52V194H50V196H48V197H46V196H43L44 197V199L43 198H41L40 200L39 199H37V200H34L33 201V204L34 203H37V202H39V203H37L38 205L39 204H41V206H42V204H43V206L45 207V205L46 206H48V208L47 207H45L46 209L45 210H47L46 212H44V214H42V210H41V217H42V219H44V221H43V223H41V225H40V227L39 228H41V229H38V230H40V232H38V231H36V233H34V234H37V232L39 233L38 235H39V237L43 240V242L44 243H49V242H53V241H55V240H57L58 239V237L59 236H61V235H64L65 233H66V231H67V229H68V227H69V229H71L70 228V226L69 225H73L72 223H74V221L72 220V222L70 221L71 219H72V217H71V212H70V210H69V208L67 209L66 208V210H64V209H62L63 208V202H65V201H61L62 203V205L61 204H59L58 202H60L58 199H61V198H58V197H54V195H53ZM61 194V193H60ZM67 194V193H66ZM71 194V193H70ZM82 194V195H81ZM79 193L78 195H80V196H83V194H85V193ZM92 194H94V191H93V193ZM92 194H90V196H92ZM94 194V195H95ZM99 194V193H98ZM97 194V195H98ZM106 194V193H105ZM110 194V193H109ZM124 194V193H123ZM15 195V194H14ZM13 194H12V198H13V196H14ZM19 195H22V196H24L23 194H19ZM25 195H26V193H25ZM31 195V194H30ZM67 195H69V194H67ZM73 195V194H72ZM71 195V196H72ZM97 195H95V196H93L92 198L90 197L89 198V193H88V198L89 199H95L94 197H96ZM126 195V194H125ZM130 195V194H129ZM17 196V199L19 198V196L18 195H16ZM16 196H15V199H16ZM20 197V198H23V197ZM37 196V195H36ZM36 196H34V198L36 197ZM61 196V195H60ZM80 196H78L77 198H79ZM103 196V195H102ZM106 196H107V194H106ZM29 197V196H28ZM38 198H39V196H37ZM74 197V196H73ZM72 197V198H73ZM84 197V196H83ZM98 197H99V195H98ZM130 197V196H129ZM218 197H220L219 196V192L218 191H212V194H211V196L210 197H208V200L210 201V204H213L214 203V199L215 198H218ZM230 197H231V195H230ZM31 198V197H30ZM29 198V200H31ZM56 198H58L57 200H56ZM64 198V197H63ZM81 198L82 197H80V200H81ZM103 198H104V196H103ZM102 198V199H103ZM108 198H110L109 196H108ZM227 198V197H226ZM229 198V197H228ZM227 198V200H229ZM24 199V198H23ZM48 199V200H47ZM87 199V198H86ZM219 199V198H218ZM225 199V198H224ZM13 200V199H12ZM19 200V199H18ZM29 200H27V202L29 201ZM53 200V201H52ZM61 200H64V199H61ZM91 200V201H92ZM97 199H95L94 201L95 202H97L96 201ZM100 200H101V196H100ZM99 200V201H100ZM156 200V201H155ZM226 200V199H225ZM36 201V202H35ZM51 201H52V204H59V205H53V206H50L49 204H51ZM72 201V200H71ZM82 201V200H81ZM86 201V200H85ZM84 201V202H85ZM88 201V200H87ZM125 201H126V199H125ZM257 201H258V203L259 204H261L262 205V209L260 210V211H258L257 212V210L255 209V204L257 203ZM23 202V201H22ZM26 202V203H27ZM46 202H50L49 204H47ZM73 202V201H72ZM83 202V203H84ZM29 204H30V206L32 205L31 203V201L30 202H28ZM88 203V202H87ZM51 204V205H52ZM69 204H71V202L69 203ZM69 204H68V207H69ZM79 204V203H78ZM81 204V203H80ZM96 204V203H95ZM94 204V202L92 201V205H90V200H89V206H88V208L91 206V208L93 207V205H95ZM209 204V203H208ZM10 206V205H9ZM50 206V207H49ZM58 206V207H57ZM71 206V205H70ZM75 206V205H74ZM82 206H83V204H82ZM87 206L84 208V210H86V208H87ZM127 206V205H126ZM24 207H26L27 208V206L25 205V203L23 204V209H24ZM34 207H37L36 205L34 206ZM72 207V206H71ZM71 207H70V209H71ZM15 208V207H14ZM28 208H30V207H28ZM38 208V207H37ZM76 208H78V207H76ZM87 208V209H88ZM142 209L141 211H139V209ZM125 208H123V206L122 207H120V208H118L117 210H118V214H119V216H121L122 214H124L126 211L124 210ZM25 210V209H24ZM90 210V209H89ZM159 210H161L160 212H158ZM27 211V210H26ZM35 211V210H34ZM44 211V210H43ZM73 211V210H72ZM1 212V211H0ZM22 213H23V211H21ZM28 213V212H27ZM26 213V214H27ZM6 214V213H5ZM25 214V215H26ZM33 214H34V212H33ZM158 214H160V216H158V217H156ZM254 214V213H253ZM252 214V215H253ZM39 215H40V213H39ZM87 215V214H86ZM85 215V216H86ZM87 217H88V215H87ZM1 218V217H0ZM34 218V217H33ZM83 218H84V216H83ZM166 218V219H165ZM13 219V218H12ZM40 219V218H39ZM86 219V218H85ZM90 219V218H89ZM21 220V219H20ZM35 220H36V217H35ZM88 220V219H87ZM164 220V221H163ZM10 221V220H9ZM16 221V220H15ZM26 221V220H25ZM90 221V220H89ZM39 222H42L41 220L40 221H38V223ZM29 223V222H28ZM27 222H26V224L27 225H29ZM70 223V224H69ZM81 223V222H80ZM114 223V222H113ZM112 223V224H113ZM160 224V223H162L163 225H164V227H165V230H163V231H155V229H154V226L155 225H157V224ZM32 223H30V225H31ZM40 224V223H39ZM43 224V225H42ZM69 224V225H68ZM115 224V223H114ZM21 225V224H20ZM25 225V224H24ZM81 225L83 226V224L81 223ZM80 225V226H81ZM162 225V226H163ZM37 226V225H36ZM77 226V225H76ZM79 226V225H78ZM11 227V226H10ZM22 227V226H21ZM25 227H26V225H25ZM72 227V226H71ZM121 227V226H120ZM127 227L128 226H126V229H127ZM79 228H81V227H79ZM119 228V227H118ZM36 229V228H35ZM74 229V228H73ZM76 229V228H75ZM82 229V228H81ZM154 229V230H153ZM25 230V229H24ZM72 230V229H71ZM113 230V229H112ZM147 230H148V233H147ZM264 229H262V231H263ZM20 231H21V229H20ZM109 231H111V230H109ZM237 231V230H236ZM35 232V231H34ZM72 232V231H71ZM224 232V231H223ZM225 232H227V230L225 231ZM224 232V233H225ZM108 233V232H107ZM71 234V233H70ZM223 234V233H222ZM66 236H67V234H65ZM64 235V236H65ZM105 235V234H104ZM221 235V234H220ZM226 235V234H225ZM36 237H38L37 235H35ZM114 236H115V234H114ZM159 236H162V237H164L166 240H168V244L167 245H165V243L164 244H160V243H157V242H155L153 239H154V237H156V238H158ZM236 236V237H237ZM8 237V236H7ZM161 237V238H162ZM257 237V236H256ZM9 238V237H8ZM17 238V237H16ZM31 238V237H30ZM34 238V237H33ZM160 238V237H159ZM36 239V238H35ZM107 239V238H106ZM263 239V238H262ZM261 238H260V240H259V242H260V244L264 241V239H263V241L261 242V240H262ZM101 240V239H100ZM34 241V240H33ZM38 241V240H37ZM196 241V240H195ZM36 242V241H35ZM103 243V242H102ZM114 243V242H113ZM135 243H137V244H135ZM163 243V242H162ZM235 244H237V243H235ZM255 244V243H254ZM259 244V243H258ZM257 244V245H258ZM259 244V245H260ZM263 244V243H262ZM36 245V244H35ZM137 245V246H136ZM252 245V244H251ZM258 245V246H259ZM136 246V247H135ZM169 247V248H171L172 250H173V253H170V254H168L167 255V253L165 252V253H163V251H160V250H158L159 248H161V250H165V249H167V247ZM253 246V245H252ZM257 246V247H258ZM260 246H263V245H260ZM36 247V246H35ZM109 247V246H108ZM264 247V246H263ZM93 248V247H92ZM102 248V247H101ZM221 248V247H220ZM252 248V250L250 251L251 252V255L253 256L254 254H258V252H261V251H259L258 250V252L256 251V250H254V246L253 247H251ZM25 249V248H24ZM23 249V250H24ZM48 249V248H47ZM211 249V248H210ZM250 249V248H249ZM248 249V250H249ZM262 249V248H261ZM27 250V249H26ZM30 250V249H29ZM168 250V249H167ZM264 250V249H263ZM46 251V250H45ZM45 251H43V252H45ZM93 252V251H92ZM135 251H134V253H136ZM249 252V253H250ZM47 253V252H46ZM142 253H143V255H142ZM22 254H23V251H22ZM257 254H256V256H257ZM31 255V254H30ZM212 255V256H211ZM250 255V254H249ZM261 255H263V254H261ZM19 256V255H18ZM32 256V255H31ZM126 256V255H125ZM246 256V255H245ZM252 256H251V259L253 260V258H256L257 259V257L255 256V257H253L252 258ZM20 257V256H19ZM33 257V256H32ZM35 258V257H34ZM39 258L40 259H45V253L43 254H40L39 255ZM167 258V259H166ZM30 259V258H29ZM209 259H211V261L209 260ZM248 259H249V257H248ZM256 259H255V261H256ZM259 259V258H258ZM257 259V260H258ZM17 260V259H16ZM33 260V259H32ZM31 260V261H32ZM39 260V259H38ZM102 260V259H101ZM148 260V261H147ZM252 260H251V262H252ZM260 260H262V259H260ZM35 261V260H34ZM34 261L32 262V263H34ZM129 261V260H128ZM254 261V260H253ZM254 261V262H255ZM29 262V261H28ZM31 264V263H30ZM39 264V263H38ZM260 264V263H259ZM261 264H263V260H262V262H261Z\"/></svg>",
  "mask_w": 264,
  "mask_h": 264
}]
</instances>
